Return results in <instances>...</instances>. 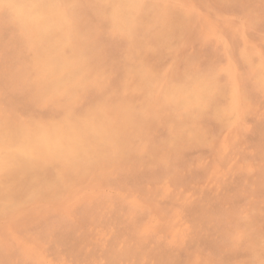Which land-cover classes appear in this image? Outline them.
Returning <instances> with one entry per match:
<instances>
[{"label": "rangeland", "instance_id": "rangeland-1", "mask_svg": "<svg viewBox=\"0 0 264 264\" xmlns=\"http://www.w3.org/2000/svg\"><path fill=\"white\" fill-rule=\"evenodd\" d=\"M62 1L64 4L61 2V0L60 1L57 0L58 3H56L60 12L62 13V15L60 16L61 18H59V24H58V26H60L62 28L61 31L59 33H56V31L50 32V33H45L41 37H38V35L36 33H34L36 31H33L32 28H34V26H32L31 23H28L27 25H25L27 23V21L23 20V18H21V16H19L18 14H15V12H16L15 9H14V11H15L14 12L13 9L10 8L9 5H7L6 3L0 2V4H1L0 5V11L3 13V14L0 13V37H1L0 38L1 39L0 40V49H1L0 50V66H1L0 67V86H1L0 91L2 90L0 92V96H1L0 99L4 101V102H2L0 100V103L3 104V105L0 104V106H1L0 111L5 110V111L0 112V126L2 128L6 127L9 130H12L13 131L12 133H14V136L21 134L22 132H27V131L32 130L31 127H33L34 126L33 124H35V123H37V125L35 124L36 127L34 126L33 129L39 128V126L45 128L44 125H46V127H50V126H53L54 124H55L54 126L58 125L57 127L67 128V127L71 126L70 124H73V126H71V127H75L76 129H78V131L82 132L83 130L89 131L91 128V125L97 126L98 123H100V124L103 123L102 125L105 128L110 125L109 127H111V128L107 127L106 129H108V130H106V129H104V127H101L102 125L97 126L98 127L97 129H99V130L101 129V131H104L102 133L105 136L104 142H103L104 144L101 143V146L97 145V146H92L94 148H88L87 149V155L85 153L82 154V157H80L78 159V161L75 163H72V164H68V163L65 164L63 162L49 163L46 168L38 169L35 172V174L34 173L33 174L25 173L23 175H18L20 177H14V182L17 185L14 184V182H11L8 178L2 177V179L0 181H2L4 184L7 182L5 185L10 184L11 189H12V194H15V195H14V200L11 201L12 203L10 202L9 205L5 206L4 208L2 207V205H0V237H1L0 238V261L2 260L0 262V264H121V263L122 264H126V263L127 264H262V262H264V257H263L264 256L263 255L264 254V231H263L264 230V76H263L264 75V64H263L264 59L262 58V57H264V16H263L264 15V2H262V1H264V0H245V2H244V0H239V1L238 0H236V1H234V0H225V1L222 0L223 2L219 1V0L218 1L217 0H187V1L186 0H184V1L183 0H178V1L177 0H170V1L165 0L164 2H163V0H87V1L86 0H84V1L83 0H81V1L80 0H78V1L77 0H62ZM55 2H56V0H55ZM246 2H247V4H246ZM65 3L67 5V7H65L66 6ZM155 3H158V4L155 5ZM168 3H170V4H168ZM175 3H177V4H175ZM224 3H227V4H224ZM2 4H4V5H2ZM182 4H184L185 7ZM238 4H241L242 6L241 5L238 6ZM249 4H250V6H249ZM109 5H120L121 7L120 8L119 7L118 8L117 7H110ZM222 5H224V6L222 7ZM227 5L230 6V9L228 7L224 8ZM68 6H70V7H68ZM146 6H147V8H146ZM162 7H163V9H162ZM217 7H219V8H217ZM1 8H2V10H1ZM70 8H72V9H70ZM142 8H144V9H142ZM9 9H10V11H9ZM11 9H12V11H11ZM136 9H138L139 11H136ZM140 9H142V10H140ZM223 9H224V11H223ZM251 9H253L252 12H251ZM73 10H74V12H73ZM79 10H80V12H79ZM88 10H89V12H88ZM101 10H103V11H101ZM132 10H134L135 12H133ZM68 11L70 13H68ZM164 11H166V12H164ZM190 11H192V12H190ZM11 12H13V13H11ZM130 12L132 14H130ZM245 12L247 14H245ZM71 13L73 16L71 15ZM110 13H111V15H110ZM158 13H160L161 15ZM162 14H163V16H162ZM169 14H172V15H169ZM182 14L186 15V16H188L190 14L188 16L189 21H187V17L184 16V19H186V20H185V22H183L184 19H183ZM260 14H262V15H260ZM118 15L121 16L120 19L118 18L119 17ZM223 16L227 17L226 18L227 23L224 22V21H226V19ZM249 16H252V17H249ZM261 16H263V17H261ZM103 17H104V19H103ZM175 17H177V19ZM193 17L195 19H192ZM246 17H249V18H246ZM254 17L257 20V22L260 21V24H258L259 22L257 23V22L253 21ZM257 17H258V19H257ZM19 18H21L22 20ZM145 18H146V20H145ZM153 18L154 19L156 18V19L154 20ZM221 18H223V19H221ZM249 19H251V20L249 21ZM259 19H261V20H259ZM172 20H173V22H170ZM166 21H167V23H166ZM177 21H179L180 23ZM221 21H222V23H220ZM239 21L242 22L243 24L239 23ZM6 22H8V23H6ZM10 22H12V23L14 22V23L12 24ZM188 22H190V23L188 24ZM15 23L17 24V26ZM23 23H24V25H23ZM102 23H105V24H102ZM184 23H185V25L183 26L182 24H184ZM18 24H19V26H18ZM151 24H153L154 26L153 25L151 26ZM171 24L174 25V27ZM20 25H21V27H20ZM164 25H165V27H164ZM188 25H189V27H188ZM12 26H14V27H12ZM138 26H139V28H138ZM177 26L179 27L180 30L176 29ZM192 26H193V29L191 28ZM113 27H115V28H113ZM148 27H150V28L148 29ZM183 27H184V29L186 28L187 32L184 29L181 30ZM226 27H229V28H226ZM243 27H245V28H243ZM131 28L132 29L134 28V30H132ZM20 29L22 30V32H24V31L25 32L22 34ZM162 29H163V31H162ZM165 29H167V31ZM189 29H190V31H188ZM226 29L228 30V32ZM231 29H233V30H231ZM236 29H238V30H236ZM27 30L31 33H29ZM123 30H125V31H123ZM130 30H132L131 33H130ZM139 30H140V32H139ZM142 30L145 33H143ZM246 30H248V31H246ZM181 31H183V32H181ZM243 31H244V33H243ZM167 32H169V33L167 34ZM140 33H142V35ZM172 33L175 35H173ZM195 33H196L197 37L195 36ZM240 33L242 36L244 35V37H242L240 35ZM246 33H247V35H246ZM25 34L27 36V39L25 38L26 37ZM139 34H140V36H139ZM186 34H188V36ZM199 34H200V36H199ZM226 34H228V35H226ZM232 34H234V35H232ZM30 35H32V36H30ZM56 35H58L59 37L62 36L61 38H65V37L67 38L65 45L60 46V48H57V47H53V48L50 47L49 48L45 44L44 39L47 37H55ZM109 35H112L114 37H112V36L110 37ZM145 35H146V37H145ZM165 35H166V37H165ZM231 35L235 36V37H232ZM23 36H25V37H23ZM35 36H36V38H35ZM130 36H132L131 37L132 39L130 38ZM30 37H32V38H30ZM187 37H189V38H187ZM192 37H193V39H192ZM224 37H226V38H224ZM24 38L27 40V42L29 44L26 42V40ZM164 38H165V40H164ZM176 38H177V40H175ZM206 38H208V39H206ZM128 39L131 40L132 42H130ZM145 39H146V41H144ZM157 39H158V41L161 39V41L157 42ZM220 39L221 40L224 39V40L221 41ZM15 40L18 42H16ZM28 40L33 42V43L31 44V42H29ZM133 40H134V42H133ZM1 41L2 42L4 41V43H2ZM123 41H124V43H123ZM171 41H173V42L175 41V42L171 43ZM176 41H177V43H176ZM230 41H233V42H230ZM24 42H25V44H24ZM38 42L41 43V45ZM187 42H190L191 44L190 43L187 44ZM215 42H217V43H215ZM15 43L18 45H15ZM127 43H128V45H126ZM178 43H179V45H178ZM226 43H228V44L230 43V44L228 45ZM232 43H235V44H232ZM247 43L249 45L248 48H247V46H248ZM251 43H253V44H251ZM254 43H256L257 45ZM98 44L99 45L101 44L102 46L101 45L99 46ZM160 44H162V45H160ZM221 44L225 45V46L223 47ZM243 44H245L246 46L244 47ZM132 45H133V47H132ZM165 45L167 46V48ZM204 45L205 46L207 45V46L204 47ZM233 45L235 46V48ZM255 45H256L257 50L260 49L259 52L257 51L258 53L253 48V47H255ZM96 46H97V48H96ZM138 46H140L139 47L140 49L137 48ZM180 46H181V48H180ZM219 46L221 49L219 48ZM65 47H66V49H65ZM122 47L123 48L126 47L127 49L126 48L123 49ZM169 47H170V49H169ZM174 47H178V48H174ZM104 48H105V50H104ZM131 48L133 50H131ZM171 48H173V49L171 50ZM206 48H208V49H206ZM244 48H246V49H244ZM120 49H121V51H120ZM145 49H146V51H145ZM247 49H249V50H247ZM7 50H8V52H7ZM28 50H30V51H28ZM35 50L37 53L35 52ZM159 50H161V51H159ZM243 50L247 51V53L242 52ZM253 50H254L255 55L253 53H251V51L253 52ZM20 51H21V53H20ZM46 51L62 53L67 58L69 56L68 59L72 62V66L69 68L68 67L67 68L60 67V70H58L59 68L54 70V68L52 67L48 71L47 68H49L50 65L45 67L44 62H43L45 57L47 56ZM104 51H105V53H104ZM114 51L116 53L117 52L118 53L116 54ZM239 51H241L240 53H242V54L244 53V55L240 54ZM34 52H35V54H34ZM113 52H114V54H113ZM131 52H132V54H131ZM157 52H158V54H157ZM197 52H198V54H197ZM223 52L224 53L226 52V54H223ZM228 52L231 56H229ZM233 52H235L236 54ZM81 53H83V54H81ZM88 53H89V55H88ZM163 53H164V55H163ZM41 54H42V56H41ZM79 54H81V55L78 56ZM35 55H37V56H35ZM86 55H88V56H86ZM108 55H110V56L108 57ZM121 55H122V57H121ZM195 55L197 57H195ZM200 55H201V57H200ZM233 55L235 56V58ZM245 55L246 56L249 55V58H247ZM95 56H96V58H95ZM132 56H134V57H132ZM180 56L181 57L183 56L184 58L182 57L183 58L182 59ZM206 56H208V57H206ZM244 56L246 57V59ZM16 57L19 59H17ZM38 57H40V58H38ZM147 57H149L150 59H148ZM160 57H162L163 59ZM194 57H195V60L193 59ZM214 57H215V59H214ZM225 57H226V59H225ZM20 58H22V59H20ZM196 58H198V59L196 60ZM30 59H32V61ZM35 59L37 62L34 61ZM74 59H75V61H73ZM116 59H118V60L116 61ZM123 59H125V61ZM251 59H252V61H251ZM22 60H23V62H22ZM41 60H43V61H41ZM217 60H218V62H216ZM259 60H260V63L263 62V63H261L263 67L261 66L260 63H258ZM102 61H103V63H102ZM127 61H128V63H127ZM210 61L211 62L213 61V62L211 63ZM20 62H22V63H20ZM154 62H156L155 63L156 65L153 64ZM189 62H190V64H189ZM191 62H193V63H191ZM225 62H227V63L225 64ZM238 62L240 65L238 64ZM2 63L5 64L4 68H3ZM124 63L126 64V66ZM206 63L208 66L206 65ZM251 63H253L254 66ZM10 64H11V66H10ZM139 64H141V65H139ZM145 64H148V65L146 66ZM162 64H164V65H162ZM39 65H40V67H39ZM73 65H74V67H73ZM132 65H133V67H132ZM30 66H32V68ZM42 66H43V69H42ZM79 66H81L82 69ZM83 66H84V68H83ZM137 66L139 69L137 68ZM158 66H160V68ZM200 66L203 69H201ZM210 66H211V69H210ZM185 67H186V69H185ZM232 67H234L233 68L234 70L232 69ZM251 67H252V69H251ZM7 68H8V70H7ZM35 68H37V69H35ZM39 68L42 70H40ZM45 68L47 69V71ZM182 68H183V70H182ZM208 68H209V70H208ZM228 68H229V70L227 71ZM9 69H10V71H9ZM11 69H12V71H11ZM65 69L67 71H65ZM72 69H73V71H72ZM88 69H89V71H87ZM200 69H201V71H199ZM206 69H207V71H206ZM50 70H51V72H50ZM76 70L78 73H81V74L76 75L75 74V73H77V72H75ZM117 70H118V73H116ZM179 70H181V71H179ZM189 70H191V71H189ZM258 70H259V72H258ZM26 71H28V72H26ZM93 71L94 72L97 71V72H95L96 74H94ZM101 71H103L102 72L103 75L101 74ZM176 71H177V73H176ZM198 71H199V73H198ZM2 72H4V73H2ZM61 72L62 73L65 72L68 76L67 75L64 76L65 73H63L64 74L63 75ZM6 73H7V75H6ZM19 73L21 74V76H19L20 75ZM47 73L50 75H47ZM179 73H181V74L179 75ZM60 74H62L64 77ZM83 74H85L86 76L88 75V76L86 77ZM123 74H125V75H123ZM170 74H172V75L170 76ZM217 74H218V76H217ZM11 75L13 78L11 77ZM69 75L71 78L69 77ZM213 75H214V77H213ZM226 75H227V77H226ZM46 76H47L48 80H47ZM54 76H61L60 80L62 82L60 83V86H59L60 88L58 86H55L53 84V82H51L53 80ZM97 76H98V79H96ZM109 76H110V78H109ZM147 76H148V78H147ZM182 76H185L186 78L184 77L185 78L184 79ZM68 77H69V79H68ZM121 77L123 79H121ZM137 77H139V78H137ZM145 77L150 82L147 79H144ZM217 77L219 78L218 80H217ZM233 77L235 78V80H237V81L240 80V81L236 82ZM9 78H10V80H9ZM24 78H26L27 80ZM65 78H67L68 80L66 79V81L64 83ZM92 78H93V80H90ZM132 78H134V79H132ZM20 79H22V80H20ZM34 79H36V82ZM44 79L46 80V82ZM87 79H89V80H87ZM102 79H104V80H102ZM114 79H116V80H114ZM143 79H144V81H143ZM230 79L232 80V83H231ZM6 80H7V82H6ZM13 80H14V82H13ZM24 80L27 83L24 82ZM43 80H44V82H43ZM95 80H97V81H95ZM208 80H210L211 82ZM222 80H223V82H222ZM227 80L228 81L230 80V81L228 82ZM242 80H244V81H242ZM20 81H22V82H20ZM69 81H71V82H69ZM93 81H94V83H93ZM110 81H111V83L109 84L110 86L109 85L106 86ZM172 81H174V83ZM256 81H257V83H256ZM8 82H9V84H8ZM112 82H114V83H112ZM202 82H203L204 86L201 84ZM207 82L208 83L210 82V83L207 84ZM240 82L241 83L244 82V83L241 84ZM33 83L35 84V86ZM40 83L42 86L39 85ZM62 83H64V84L61 85ZM69 83L72 84L71 90L69 89L70 88ZM73 83L76 86L75 90H74L75 87L73 86ZM77 83L79 84V86ZM196 83H198V84H196ZM223 83H225V84H223ZM5 84H7V85H5ZM25 84H27L29 86H27ZM51 84H53V86L55 88ZM80 84H82V86ZM84 84H86V85H84ZM99 84H100V86H99ZM102 84L104 86H102ZM151 84L153 86H151ZM172 84H173V86H172L173 88L170 86ZM96 85L99 87L97 88ZM11 86L13 87L12 89H11ZM18 86H20V87H18ZM22 86H24V87L26 86L27 88L26 87L24 88ZM135 86H137V87H135ZM156 86H159V88L156 89ZM223 86H226V87L224 88ZM14 87L17 89H15ZM56 87H57V89H56ZM103 87H104V89H103ZM119 87H121V88H119ZM133 87L136 88V90L132 89ZM181 87H182V90L180 89ZM50 88H52V89H50ZM82 88H84V89H82ZM137 88H138V91H137ZM140 88H142V89H140ZM34 89H35V91H39V93L33 91ZM44 89H46V90H44ZM98 89H99V91H98ZM167 89L170 91H168ZM23 90H26V91H23ZM62 90L65 91V95H64ZM146 90H148V92ZM48 91L50 93H48ZM53 91H55V92H53ZM119 91H121V92H119ZM202 91H204V92H202ZM216 91H218V92H216ZM20 92L22 95L19 94ZM60 92H62V93H60ZM66 92H68V93H66ZM69 92H70V94H69ZM107 92H109V93L111 92L110 96ZM231 92L234 95H232ZM54 93H57V94L55 95ZM71 93H72V95H71ZM96 93H97V96H96ZM42 94H44V95H42ZM219 94H221V95H219ZM3 95H4V97H3ZM35 95H38V97L41 95L40 96L41 98L40 97L38 98ZM102 95H104V96H102ZM191 95H192V97H191ZM202 95H205V96H202ZM217 95L220 96V99ZM6 96L8 97V99ZM44 96H46V101L43 102V100H45ZM116 96H118V98H115ZM12 97L14 100H12ZM34 97H36V98H34ZM55 97H57V99ZM109 97H111V98H109ZM204 97H206V98H204ZM4 99H6V100H4ZM25 99H28V101ZM117 99H118V101H117ZM204 99H205V102H204ZM214 99H215V101H214ZM36 100H37L38 104L35 102ZM40 100H41V103L39 102ZM129 100H131L132 102ZM185 100H187V101H185ZM211 100H212V102H211ZM234 100L236 101L237 105H236V103H234ZM55 101H56V103H55ZM57 101H58V103H57ZM61 101L63 103L62 105L60 104ZM189 101H191V103ZM237 101H239V102H237ZM47 102H48V104H46ZM100 102L102 103V105ZM155 102L157 103V105H155L156 104ZM221 102L222 103L224 102V103L222 104ZM75 103H77V104H75ZM109 103L111 104V106ZM139 103H142L143 105L139 104ZM198 103H200L201 105ZM57 104H58V106H57ZM108 104H109V107H107ZM112 104L114 106L118 107V108L115 107L116 108L115 111L113 110L116 114L118 112L117 115L113 111H111V109L114 107V106H112ZM147 104L149 105V107ZM239 104H240V107H239ZM59 105H61L62 108ZM135 105H138V106H135ZM161 105H162V107H161ZM189 105H190V107H188ZM12 106H14V107H12ZM49 106H50V109H48ZM102 106H104V107L101 108ZM193 106H196L197 109H195V107H193ZM217 106L218 107L220 106L221 109H220V107L217 108ZM16 107H18V108H16ZM119 107H120V111H119ZM127 107L129 109H127ZM165 107H166V109H165ZM177 107H178V109H177ZM250 107H251V109H250ZM12 108H14L13 110H16V111L12 112ZM41 108L42 109L44 108V110H42ZM51 108H52V110H51ZM152 108H155V109L158 108L156 110L158 115L155 113L156 112L155 109L153 110ZM100 109H101V111H100ZM102 109L103 110L105 109L106 112L105 111L102 112L103 111ZM107 109H108V112H107ZM109 109H110V112H109ZM149 109L153 110V112L150 111ZM189 109L191 111L192 110H194V111L191 112V111H189ZM217 109L219 111V114L217 113L218 112ZM95 110L97 112L100 111V113H104V115L101 114V116H99L100 115L99 112L97 113ZM129 110L130 111L133 110V113H131ZM163 110H164V112H162ZM171 110H174L175 112L176 111L177 112L176 113L174 111L171 112ZM185 110H187V112L189 111L190 113H192V116L189 115L190 114L189 112H188V114H186L187 112H185ZM226 110H228V111H226ZM241 110H244V111H241ZM200 111H204V112H200ZM211 111H214L215 113L214 112L212 113ZM123 112H124V116L122 115ZM129 112L132 115L127 116L130 114ZM146 112H147L148 116L146 115ZM3 113H4V115H2V117H1V114H3ZM5 113H6V116H5ZM13 113L15 116H11V115H13ZM64 113H65V115H64ZM89 113H91L92 115ZM96 113H97V116H96ZM109 113H111V115ZM113 113H114V115H113ZM119 113L121 114L120 116H122L121 118L118 117ZM127 113H129V114H127ZM140 113H142V114H140ZM201 113H203V114L201 115ZM231 113H233V114H231ZM149 114H151V115H149ZM159 114H160V116H159ZM162 114H164V116ZM172 114L173 115L175 114V115L173 116ZM83 115H85V116H83ZM112 115L115 116L114 118L117 117L118 120L115 121L114 118L111 119V117H113ZM138 115H140V116H138ZM152 115L155 117H153ZM176 115L179 117L177 118ZM183 115H185V116H183ZM187 115H189V116H187ZM214 115H215V117H214ZM82 116H83V118H81ZM88 116H89V119H88ZM92 116H94V117H92ZM105 116L106 117L111 116V117L106 118ZM186 116L188 117V119L186 118ZM28 117H30V118H28ZM76 117H78V120L76 119ZM142 117H144V118H142ZM158 117H159V119H158ZM170 117H171V119H170ZM222 117H223V119H222ZM93 118L94 119L96 118V119L94 120ZM104 118L109 119L110 121L106 120ZM136 118L137 119L139 118V120H137ZM140 118H141V120H140ZM160 118L161 119L163 118V119L161 120ZM184 118L187 119L188 123L190 122L189 126H188V123L186 120L183 121ZM199 118H201L202 121ZM230 118H231V120H230ZM235 118H237V119H235ZM26 119L28 120V122L31 121L32 123L30 122L31 124L30 123L28 124ZM42 119H43V121L41 122ZM56 119L58 120V122ZM91 119H93V120H91ZM143 119H145V120H143ZM191 119H193L194 121ZM66 120L67 121L73 120V122L72 121H70L71 123L64 122ZM84 120H85V123L83 122ZM97 120H98V123H96ZM134 120H135V122L136 121L137 122L134 123ZM170 120H171V122H170ZM199 120H200V123H199ZM47 121H48V124H47ZM50 121L53 123L50 124ZM92 121L95 123H93ZM158 121L160 122V124ZM166 121H167V123H166ZM178 121H179V124L181 122L180 125L178 124ZM221 121H223V122L221 123ZM44 122H45V124H42ZM78 122H80L81 125H79L80 123L78 124ZM87 122H89L91 125L90 124L87 125ZM106 122H108V124ZM139 122H142V123H139ZM143 122L145 123V125L143 124ZM183 122H185L186 124ZM60 123H62V126H60ZM65 123H67V125H66L67 127L65 126ZM113 123H115V124L117 123V124L116 125L114 124L115 126H112ZM132 123H134V124H132ZM150 123L152 126L150 125ZM223 123H224V127H226V128H223ZM4 124H5V126H4ZM63 124L65 127L63 126ZM141 124H142V126H141ZM86 125L89 126V129L86 127ZM138 125H140L141 128ZM77 126L79 128H77ZM126 126H127V128H126ZM164 126H165V128H164ZM173 126L177 130H180V132L182 131V133H183L182 137H181V133L179 131L175 130ZM9 127H11V128H9ZM29 127H30V130H28ZM83 127L85 129L82 130ZM169 127H171V128L169 129ZM172 127H173V129H172ZM130 128L133 129V131H135V134H134V132L132 133V131H130ZM135 128L137 131L138 130L139 131L137 132L135 130ZM156 128H158V129H156ZM229 128H230V130H229ZM164 129L166 132L164 131ZM188 129L189 130L192 129V131L191 130L189 131ZM105 130H106V132H105ZM118 130H119V132H118ZM159 130L160 131L163 130V133L159 132ZM200 130L202 131V133L200 132ZM129 131L131 132L130 135H129ZM172 131H173V133H172ZM203 131H206L207 133L205 132V134H204ZM114 132L115 133L118 132V133L115 134ZM194 133L197 134L195 137H194V135H195ZM149 134H150V136H149ZM178 134L180 135V137ZM198 134H200V135H198ZM110 135H112V136L110 138H108V140H107L106 136L109 137ZM140 135H142L143 138ZM185 135L190 139H188ZM201 135L204 137L200 139ZM112 137H113L114 141L112 140ZM126 137L128 140L126 139ZM145 137L148 138V141H147V138L145 139ZM150 138L153 139V142H155V143H153ZM157 138H159V139L156 140ZM185 138L188 141L184 140ZM198 138H199V140H198ZM91 139L92 138H89V141H91ZM124 139H125V141H124ZM166 139L170 140V141H168V143H166L167 142ZM110 140H112V142ZM193 140H195V142ZM204 140H205V142H201ZM119 141H121V143ZM122 141H124V142H122ZM161 141H162V143H160ZM184 141H186V143H184ZM125 142H126V144H125ZM191 142L194 144H191ZM123 143L125 144L126 148L123 146ZM135 143H136V145H135ZM102 144L104 145V147L106 149H104L102 147ZM148 144L150 145V148H149ZM127 145L130 148L127 149ZM152 145H154V146L151 148ZM166 145H167V147H166ZM120 146H121V150L123 152H124V149H126L124 153H122V151L120 150ZM180 146H182V147H180ZM118 147H119V149H118ZM155 147H156V149H155ZM174 147H175V149H174ZM96 148H98L99 151H98V149L96 150ZM108 148H109V150H108ZM110 148L112 151L110 150ZM144 148H146V150ZM171 148H173V150ZM164 149H166V150H164ZM104 151L107 153V155ZM118 151H119V153H117ZM133 151H134V153H133ZM153 151H155V153ZM140 152H142L144 154H142ZM151 152H153V153L151 154ZM156 152H158V153H156ZM102 154H103V156H102ZM123 154H127V155H123ZM173 154H176V155H173ZM118 155L122 156V157H119ZM147 155H150L149 156L150 158ZM163 155H164V157H163ZM166 155H167V157H166ZM171 155H172V157H171ZM104 156H105V158H104ZM113 156H115V158ZM135 156L137 157L136 160H135V158H136ZM152 156H153V158H152ZM99 158H100V160H99ZM111 158H112V160H111ZM125 158L128 162L124 161ZM143 158L145 160H143ZM168 158H169V160H168ZM172 158H173V160H172ZM163 159H165V160H163ZM85 160H86V162H85ZM176 160L179 162L176 163L177 162ZM98 161H99V163H98ZM141 161H142V164H141ZM154 161H155V163H154ZM170 161H172V162H170ZM174 161H176V162H174ZM96 162L98 165L94 164ZM136 162H138V163L136 164ZM143 162L144 163L147 162V164L146 163L144 164ZM167 163H170V164H167ZM172 163H174V164L176 163V165H178V166H176ZM139 164H141V165H139ZM100 165H101V167H100ZM92 166H94L93 169H92ZM113 166H115V167H113ZM127 166H129V167H127ZM134 166H137V167H134ZM81 167H83V168H81ZM107 167H109L111 170H109V168H107ZM138 167H139V169H138ZM144 167L147 169H145ZM151 167H153V168H151ZM103 168H105L106 171ZM155 168H158V169L156 170ZM162 168H163V170H162ZM164 168L165 169L167 168V169L165 170ZM95 169L99 170V172L97 171L95 173V171H96ZM116 169H117V171H116ZM167 170L168 171L170 170V171L168 172ZM104 171L106 173H108V174H106L105 177H108V175H109V177H108V178H110L109 180H107V178L104 177V175H105ZM111 171H113L114 173ZM212 171H213V173H212ZM165 172H166V174H165ZM99 173L101 176H99ZM59 174H60V176H59ZM81 176H82V178L84 177L85 179H87V178L88 179L87 180H85L84 178L82 179ZM59 177L61 179H58ZM92 177H94V179ZM101 177L102 178L104 177V178L102 179ZM179 177L181 178V180H179L180 179ZM89 178H91V179H89ZM3 179H5V180H3ZM104 179H106V181ZM177 179L179 180V182ZM64 180H67V182ZM88 180H89V182H88ZM61 181L62 182L64 181V182L62 183ZM78 181H80V182H78ZM95 181L96 182L98 181V183H96ZM20 182H22V183H20ZM48 182H49V184H48ZM172 182H174V183H172ZM176 182H178L180 184H177ZM83 183H85V185ZM87 183L90 184V186ZM76 185H78L79 187H77ZM84 186H86L87 188L86 187L84 189L81 188ZM70 187H71V190L69 189ZM81 189H83V190L81 191ZM61 191L63 192V194L61 193ZM72 192H76V193H74L75 195ZM70 193H71V195H70ZM35 194H36V196H35ZM67 194H68V196H67ZM82 194H83V197H82ZM39 195H40V197H38ZM58 195H59V197H58ZM60 195H62V196H60ZM73 195H74L75 199L72 198ZM60 197H62V198H60ZM70 198H72V199H70ZM76 198H77V200H76ZM61 199H62V201H61ZM65 199H67V201ZM47 200H49V201H47ZM18 201H21V202H18ZM28 202H30L31 204H29ZM44 202H45V204H44ZM57 202H59V204ZM22 203H24V204H22ZM65 203H67V204H65ZM72 203H74V204H72ZM19 204H20V207H19ZM53 205L55 208L53 207ZM59 206H61L62 208L61 207L59 208ZM31 207H33V208L31 209ZM37 207H39V208H37ZM49 209H51L52 211ZM13 211H14V213H13ZM165 213H166V215H165ZM30 214L33 216H31ZM41 214L43 216H41ZM7 216H8V218H7ZM22 216H25V217H22ZM91 216H93V217H91ZM36 217H38V218H36ZM90 217L93 219H91ZM14 219H15V221H14ZM77 219H79V221ZM20 221H21V223H20ZM164 222L165 223L167 222V223L165 224ZM83 223H84V225H83ZM11 224L13 225V228H12ZM16 224H18V226ZM19 224H21V225H19ZM77 224H78V227H76ZM262 227H263V229H262ZM94 228H95V230H93ZM89 229L91 230V232ZM246 229H248V230H246ZM92 230H93V232H92ZM260 230H262V231H260ZM2 234H3V236H2ZM83 234H85V235H83ZM49 235H50V237H49ZM115 235L117 237L116 238L117 240L115 239ZM123 235H124V238H123ZM120 237H121V239H120ZM126 237H127V239H126ZM209 238L211 239L210 241H212V242L207 241V240H209ZM4 240H5V242H4ZM101 240L102 241L104 240V241L102 242ZM122 240H124V241L122 242ZM85 241H87V242H85ZM108 241H110L109 245H108ZM129 241H130V243H129ZM88 242H89V245H88ZM116 242L118 243L117 247H115ZM133 242H134V244L136 243L137 245H140V246H137L136 244L134 245ZM121 243H123V244H121ZM126 243L128 244V246H126L127 245ZM131 243L135 249L131 246ZM141 243H142V246H141ZM25 244L28 246H26ZM104 244H106V245L104 246ZM112 245H114L113 246L114 251L116 250L117 252H114L113 249L110 250ZM119 245H121V246H119ZM148 246H149V248H148ZM8 247H9V249H8ZM119 247H121V248H119ZM140 247L142 250L140 249ZM99 248H100V250H99ZM136 248H138V249H136ZM120 249H121V251H119ZM129 249H132V251H130ZM151 249H155V250H151ZM87 250H88V252H87ZM97 250L99 251V253ZM85 251L89 256L85 253ZM102 251H105L106 253L104 252V255H103ZM143 251H144L145 255H144ZM160 251L162 253V254L160 253V255H162L163 257H161L159 255ZM89 252H91L92 254L91 253L89 254ZM111 252H113V253H111ZM120 253H121V255H120ZM124 254H125V257H124ZM257 255H260V256H257ZM141 256H144V257H141ZM210 258H212V259H210ZM165 259H167V260H165Z\"/></svg>", "mask_w": 264, "mask_h": 264}, {"label": "bare ground", "instance_id": "bare-ground-1", "mask_svg": "<svg viewBox=\"0 0 264 264\" xmlns=\"http://www.w3.org/2000/svg\"><path fill=\"white\" fill-rule=\"evenodd\" d=\"M60 1V0H59ZM78 1V0H77ZM81 1V0H80ZM84 1V0H83ZM82 1V2H83ZM87 1V0H86ZM165 0H163V2H164ZM167 1V0H166ZM170 1V0H169ZM178 1V0H177ZM176 1V2H177ZM184 1V0H183ZM187 1V0H186ZM218 1V0H217ZM219 1H222V0H219ZM225 1V0H224ZM234 1H236V0H234ZM233 1V2H234ZM239 1V0H238ZM237 1V2H238ZM0 2L1 3H6L7 5H9L10 6V8H12L13 9V11H14V9H15V14H18L19 16H21V18H23V20H25V21H27V23L25 24V25H27L28 23H31L32 24V26H34V28H32L31 26V28L33 29V31H36V32H34V33H36L37 35H38V37H41V36H43L45 33H50V32H54V31H56V33H59L60 31H61V27L60 26H58V24H59V18H61L60 16L62 15V13L60 12V10H59V8H58V6L56 5V3H58L57 2V0H56V2H55V0H0ZM61 2L63 3V1L61 0ZM223 2V1H222ZM227 2V1H226ZM236 2V3H237ZM244 2H245V0H244ZM254 2V1H253ZM262 2H264V1H262ZM80 3V2H79ZM92 3V2H91ZM179 3V2H178ZM184 3V2H183ZM218 3V2H217ZM243 3V2H242ZM241 3V4H242ZM255 3V2H254ZM253 3V4H254ZM261 3V2H260ZM64 4V3H63ZM69 4V3H68ZM120 4V3H119ZM156 4H158V3H155V5ZM163 4V3H162ZM168 4H170V3H168ZM175 4H177V3H175ZM211 4V3H210ZM222 4V3H221ZM224 4H227V3H224ZM241 4H238V6L239 5H241ZM246 4H247V2H246ZM256 4V3H255ZM1 5V4H0ZM2 5H4V4H2ZM65 5H66V3H65ZM77 5V4H76ZM91 5V4H90ZM183 6H184V4H182ZM229 5V4H228ZM226 6V7H224V8H229L230 9V6ZM243 5V4H242ZM241 5V6H242ZM258 5V4H257ZM256 5V6H257ZM260 5V4H259ZM110 6V5H109ZM179 6V5H178ZM191 6V5H190ZM189 6V7H190ZM224 5H222V7H223ZM249 6H250V4H249ZM253 6V5H252ZM255 6V7H256ZM8 7V6H7ZM65 7H67V5L65 6ZM68 7H70V6H68ZM91 7V6H90ZM140 7V6H139ZM185 7V6H184ZM195 7V6H194ZM205 7V6H204ZM254 7V6H253ZM262 7V6H261ZM5 8V7H4ZM63 8V7H62ZM73 8V7H72ZM72 8H70V9H72ZM81 8V7H80ZM120 8V7H119ZM132 8V7H131ZM146 8H147V6H146ZM152 8V7H151ZM217 8H219V7H217ZM258 8V7H257ZM7 9V8H6ZM12 9H11V11H12ZM68 9V8H67ZM82 9V8H81ZM85 9V8H84ZM110 9V8H109ZM142 9H144V8H142ZM142 9H140V10H142ZM159 9V8H158ZM161 9V8H160ZM162 9H163V7H162ZM183 9V8H182ZM199 9V8H198ZM260 9V8H259ZM262 9V8H261ZM1 10H2V8H1ZM77 10V9H76ZM106 10V9H105ZM146 10V9H145ZM247 10V9H246ZM9 11H10V9H9ZM65 11V10H64ZM63 11V12H64ZM71 11V10H70ZM101 11H103V10H101ZM133 12H135L134 10H132ZM136 11H139L138 9H136ZM144 11V10H143ZM148 11V10H147ZM151 11V10H150ZM175 11V10H174ZM177 11V10H176ZM223 11H224V9H223ZM222 11V12H223ZM253 11V9H251V12ZM73 12H74V10H73ZM79 12H80V10H79ZM88 12H89V10H88ZM87 12V13H88ZM105 12V11H104ZM142 12V11H141ZM152 12V11H151ZM164 12H166V11H164ZM190 12H192V11H190ZM194 12V11H193ZM221 12V11H220ZM0 13H2L1 11H0ZM10 13V12H9ZM11 13H13V12H11ZM65 13V12H64ZM68 13H70L69 11H68ZM106 13V12H105ZM116 13V12H115ZM137 13V12H136ZM175 13V12H174ZM182 13V12H181ZM224 13V12H223ZM227 13V12H226ZM225 13V14H226ZM230 13V12H229ZM244 13V12H243ZM3 14V13H2ZM66 14V13H65ZM80 14V13H79ZM130 14H132L131 12H130ZM158 14H160V13H158ZM168 14V13H167ZM177 14V13H176ZM175 14V15H176ZM222 14V13H221ZM245 14H247L246 12H245ZM71 15H72V13H71ZM87 15V14H86ZM110 15H111V13H110ZM161 15V14H160ZM169 15H172V14H169ZM183 15V14H182ZM188 15V14H187ZM190 15V14H189ZM188 15V16H189ZM260 15H262V14H260ZM3 16V15H2ZM10 16V15H9ZM13 16V15H12ZM16 16V15H15ZM68 16V15H67ZM73 16V15H72ZM117 16V15H116ZM119 16V15H118ZM162 16H163V14H162ZM184 16L185 17H187V21H189L188 19V16H186V15H183V19H184ZM195 16V15H194ZM228 16V15H227ZM254 16V15H253ZM264 16V15H263ZM263 16H261V17H263ZM5 17V16H4ZM70 17V16H69ZM110 17V16H109ZM120 17L121 16H119L118 18L120 19ZM129 17V16H128ZM154 17V16H153ZM192 17V16H191ZM223 17H225V16H223ZM231 17V16H230ZM249 17H252V16H249ZM249 17H246V18H249ZM259 17V16H258ZM258 17H257V19H258ZM21 18H19V19H21ZM138 18V17H137ZM142 18V17H141ZM162 18V17H161ZM160 18V19H161ZM172 18V17H171ZM176 19H177V17H175ZM227 17H225V19H226ZM18 19V18H17ZM63 19V18H62ZM103 19H104V17H103ZM154 19V18H153ZM156 19V18H155ZM154 19V20H155ZM174 19V18H173ZM179 19V18H178ZM192 19H195L194 17L192 18ZM221 19H223V18H221ZM230 19V18H229ZM255 17L253 18V21L254 22H257V20L255 19ZM16 20V19H15ZM22 20V19H21ZM98 20V19H97ZM101 20V19H100ZM123 20V19H122ZM129 20V19H128ZM145 20H146V18H145ZM151 20V19H150ZM185 20L186 19H184V21L183 22H185ZM235 20V19H234ZM240 20V19H239ZM251 19H249V21H250ZM259 20H261V19H259ZM6 21V20H5ZM14 21V20H13ZM125 21V20H124ZM141 21V20H140ZM182 21V20H181ZM201 21V20H200ZM3 22V21H2ZM19 22V21H18ZM103 22V21H102ZM107 22V21H106ZM123 22V21H122ZM143 22V21H142ZM170 22H173V20L172 21H170ZM175 22V21H174ZM177 22H179V21H177ZM224 22H226L227 23V19H226V21H224ZM223 22V23H224ZM237 22V21H236ZM252 22V21H251ZM253 22V23H254ZM259 22V23H258ZM257 23L258 24H260V21H258ZM6 23H8V22H6ZM10 23H12V22H10ZM14 23V22H13ZM12 23V24H13ZM20 23V22H19ZM99 23V22H98ZM114 23V22H113ZM144 23V22H143ZM151 23V22H150ZM166 23H167V21H166ZM165 23V24H166ZM180 23V22H179ZM190 22H188V24H189ZM195 23V22H194ZM220 23H222V21L220 22ZM229 23V22H228ZM239 23H241V24H243L242 22H240L239 21ZM245 23V22H244ZM250 23V22H249ZM16 24V23H15ZM102 24H105V23H102ZM124 24V23H123ZM141 24V23H140ZM161 24V23H160ZM235 24V23H234ZM251 24V23H250ZM249 24V25H250ZM255 24V23H254ZM23 25H24V23H23ZM100 25V24H99ZM98 25V26H99ZM153 24H151V26H152ZM172 25V24H171ZM181 25V24H180ZM183 26L185 25V23L184 24H182ZM187 25V24H186ZM223 25V24H222ZM231 25V24H230ZM245 25V24H244ZM243 25V26H244ZM247 25V24H246ZM257 25V24H256ZM10 26V25H9ZM15 26V25H14ZM14 26H12V27H14ZM16 26H17V24H16ZM18 26H19V24H18ZM97 26V27H98ZM105 26V25H104ZM133 26V25H132ZM147 26V25H146ZM150 26V27H151ZM154 26V25H153ZM157 26V25H156ZM173 27H174V25H172ZM194 26V25H193ZM193 26L191 27L192 29H193ZM224 26V25H223ZM248 26V25H247ZM11 27V26H10ZM20 27H21V25H20ZM19 27V28H20ZM25 27V26H24ZM100 27V26H99ZM150 27H148V29L150 28ZM158 27V26H157ZM164 27H165V25H164ZM178 27V26H177ZM176 27V29H179V27L177 28ZM188 27H189V25H188ZM246 27V26H245ZM245 27H243V28H245ZM26 28V27H25ZM113 28H115V27H113ZM119 28V27H118ZM117 28V29H118ZM124 28V27H123ZM129 28V27H128ZM127 28V29H128ZM138 28H139V26H138ZM146 28V27H145ZM181 28V27H180ZM190 28V29H191ZM206 28V27H205ZM226 28H229V27H226ZM30 29V28H29ZM104 29V28H103ZM132 29V28H131ZM175 29V28H174ZM184 29V27L181 29V30H183ZM190 29L188 30V31H190ZM221 29V28H220ZM247 29V28H246ZM14 30V29H13ZM16 30V29H15ZM26 30V29H25ZM119 30V29H118ZM132 30H134V28L132 29ZM132 30H130V33H131V31ZM137 30V29H136ZM147 30V29H146ZM166 31H167V29H165ZM180 30V29H179ZM184 30H186V28L184 29ZM227 30V29H226ZM231 30H233V29H231ZM235 30V29H234ZM236 30H238V29H236ZM18 31V30H17ZM20 31L22 32V30L20 29ZM28 31V30H27ZM31 31V30H30ZM32 31V32H33ZM107 31V30H106ZM123 31H125V30H123ZM129 31V30H128ZM148 31V30H147ZM152 31V30H151ZM160 31V30H159ZM162 31H163V29H162ZM178 31V30H177ZM242 31V30H241ZM246 31H248V30H246ZM14 32V31H13ZM19 32V31H18ZM25 32V31H24ZM24 32H22V34L24 33ZM29 32V31H28ZM111 32V31H110ZM136 32V31H135ZM139 32H140V30H139ZM142 32H143V30H142ZM158 32V31H157ZM156 32V33H157ZM180 32V31H179ZM181 32H183V31H181ZM186 32H187V30H186ZM196 32V31H195ZM222 32V31H221ZM224 32V31H223ZM227 32H228V30H227ZM29 33H31V32H29ZM104 33V32H103ZM106 33V32H105ZM134 33V32H133ZM137 33V32H136ZM143 33H145V32H143ZM153 33V32H152ZM164 33V32H163ZM169 32H167V34H168ZM171 33V32H170ZM176 33V32H175ZM193 33V32H192ZM242 33V32H241ZM241 33H240V35H241ZM243 33H244V31H243ZM13 34V33H12ZM101 34V33H100ZM108 34V33H107ZM110 34V33H109ZM141 35H142V33H140ZM140 34H139V36H140ZM173 34V33H172ZM190 34V33H189ZM59 35V34H58ZM58 35H56L55 37H47V38H45L44 39V41H45V44L50 48V47H57V48H60V46H63V45H65V42H66V37L65 38H61V37H59ZM118 35V34H117ZM131 35V34H130ZM136 35V34H135ZM144 35V34H143ZM164 35V34H163ZM173 35H175V34H173ZM182 35V34H181ZM187 36H188V34H186ZM191 35V34H190ZM226 35H228V34H226ZM232 35H234V34H232ZM231 35V36H232ZM236 35V34H235ZM246 35H247V33H246ZM245 35V36H246ZM18 36V35H17ZM25 36H26V34H25ZM25 36H23V37H25ZM30 36H32V35H30ZM107 36V35H106ZM110 37L112 36V35H109ZM129 36V35H128ZM150 36V35H149ZM161 36V35H160ZM192 36V35H191ZM195 36H196V33H195ZM199 36H200V34H199ZM207 36V35H206ZM230 36V35H229ZM239 36V35H238ZM242 36V35H241ZM14 37V36H13ZM98 37V36H97ZM112 37H114V36H112ZM122 37V36H121ZM124 37V36H123ZM132 36H130V38H131ZM135 37V36H134ZM133 37V38H134ZM145 37H146V35H145ZM163 37V36H162ZM161 37V38H162ZM165 37H166V35H165ZM170 37V36H169ZM177 37V36H176ZM184 37V36H183ZM197 37V36H196ZM195 37V38H196ZM204 37V36H203ZM232 37H235V36H232ZM242 37H244V35L242 36ZM241 37V38H242ZM1 38V37H0ZM16 38V37H15ZM18 38V37H17ZM26 39H27V36L25 37ZM24 38V39H25ZM30 38H32V37H30ZM29 38V39H30ZM34 38V37H33ZM35 38H36V36H35ZM100 38V37H99ZM126 38V37H125ZM129 38V39H130ZM186 38V37H185ZM187 38H189V37H187ZM210 38V37H209ZM215 38V37H214ZM224 38H226V37H224ZM230 38V37H229ZM238 38V37H237ZM251 38V37H250ZM22 39V38H21ZM25 39V40H26ZM128 39V40H129ZM132 39V38H131ZM139 39V38H138ZM148 39V38H147ZM171 39V38H170ZM192 39H193V37H192ZM206 39H208V38H206ZM236 39V38H235ZM245 39V38H244ZM1 40V39H0ZM31 40V39H30ZM137 40V39H136ZM135 40V41H136ZM141 40V39H140ZM164 40H165V38H164ZM163 40V41H164ZM174 40V39H173ZM175 40H177V38L175 39ZM195 40V39H194ZM198 40V39H197ZM221 40V39H220ZM222 40H224V39H222ZM221 40V41H222ZM240 40V39H239ZM251 40V39H250ZM16 41V40H15ZM29 41V40H28ZM130 42H132L131 40H129ZM144 41H146V39L144 40ZM159 41H161V39L159 40ZM158 41V39H157V42H159ZM220 41V42H221ZM2 42V41H1ZM16 42H18V41H16ZM26 42H27V40H26ZM29 42H31V41H29ZM43 42V41H42ZM72 42V41H71ZM97 42V41H96ZM133 42H134V40H133ZM173 41H171V43H172ZM175 42V41H174ZM173 42V43H174ZM180 42V41H179ZM196 42V41H195ZM198 42V41H197ZM224 42V41H223ZM230 42H233V41H230ZM2 43H4V41L2 42ZM14 43V42H13ZM28 43V42H27ZM33 42H31V44H32ZM39 43V42H38ZM123 43H124V41H123ZM149 43V42H148ZM170 43V44H171ZM176 43H177V41H176ZM183 43V42H182ZM188 43H190V42H187V44ZM215 43H217V42H215ZM219 43V42H218ZM245 43V42H244ZM22 44V43H21ZM20 44V45H21ZM24 44H25V42H24ZM23 44V45H24ZM29 44V43H28ZM40 45H41V43H39ZM121 44V43H120ZM141 44V43H140ZM153 44V43H152ZM157 44V43H156ZM169 44V43H168ZM191 44V43H190ZM193 44V43H192ZM226 44H228V43H226ZM230 44V43H229ZM228 44V45H229ZM232 44H235V43H232ZM251 44H253V43H251ZM254 44H256V43H254ZM2 45V44H1ZM4 45V44H3ZM7 45V44H6ZM12 45V44H11ZM15 45H18V44H16L15 43ZM39 45V46H40ZM99 45V44H98ZM101 45V44H100ZM99 45V46H100ZM122 45V44H121ZM125 45V44H124ZM126 45H128V43L126 44ZM135 45V44H134ZM137 45V44H136ZM160 45H162V44H160ZM172 45V44H171ZM178 45H179V43H178ZM194 45V44H193ZM197 45V44H196ZM195 45V46H196ZM216 45V44H215ZM222 45V44H221ZM244 45V47L246 46L245 44H243ZM247 45H248V43H247ZM257 45V44H256ZM256 45H255V47H253L255 50H256V52L258 51H260V49H256ZM28 46V45H27ZM31 46V45H30ZM29 46V47H30ZM102 46V45H101ZM130 46V45H129ZM141 46V45H140ZM140 46H138L137 48H139ZM146 46V45H145ZM153 46V45H152ZM166 46V45H165ZM173 46V45H172ZM175 46V45H174ZM177 46V45H176ZM207 46V45H206ZM205 45H204V47H206ZM223 47L225 46V45H222ZM234 46V45H233ZM3 47V46H2ZM1 47V48H2ZM14 47V46H13ZM17 47V46H16ZM20 47V46H19ZM46 47V46H45ZM47 47V48H48ZM132 47H133V45H132ZM194 47V46H193ZM197 47V46H196ZM229 47V46H228ZM249 47V45L247 46V48ZM15 48V47H14ZM96 48H97V46H96ZM123 48V47H122ZM126 48V47H125ZM125 48H123V49H125ZM163 48V47H162ZM165 48V47H164ZM166 48H167V46H166ZM174 48H178V47H174ZM180 48H181V46H180ZM211 48V47H210ZM219 48H220V46H219ZM230 48V47H229ZM228 48V49H229ZM232 48V47H231ZM234 48H235V46H234ZM237 48V47H236ZM5 49V48H4ZM28 49V48H27ZM44 49V48H43ZM55 49V48H54ZM65 49H66V47H65ZM91 49V48H90ZM127 49V48H126ZM130 49V48H129ZM140 49V48H139ZM169 49H170V47H169ZM173 48H171V50H172ZM206 49H208V48H206ZM221 49V48H220ZM227 49V50H228ZM244 49H246V48H244ZM1 50V49H0ZM20 50V49H19ZM31 50V49H30ZM30 50H28V51H30ZM86 50V49H85ZM104 50H105V48H104ZM131 50H133L132 48H131ZM154 50V49H153ZM157 50V49H156ZM195 50V49H194ZM216 50V49H215ZM234 50V49H233ZM242 50V49H241ZM247 50H249V49H247ZM251 50V49H250ZM24 51V50H23ZM44 51V50H43ZM66 51V50H65ZM84 51V50H83ZM120 51H121V49H120ZM145 51H146V49H145ZM152 51V50H151ZM155 51V50H154ZM159 51H161V50H159ZM178 51V50H177ZM192 51V50H191ZM198 51V50H197ZM204 51V50H203ZM3 52V51H2ZM7 52H8V50H7ZM35 52H36V50H35ZM35 52H34V54H35ZM45 52V51H44ZM43 52V53H44ZM47 52V56L45 57V59H44V61L43 60H41V61H43L44 62V65H45V67H47V66H49V68H47L48 69V71H49V69L50 68H54V70L55 69H58V70H60V67H64V68H69V67H71L72 66V62L68 59L69 58V56H68V58L66 57V56H64L62 53H57V52H52V51H46ZM115 52V51H114ZM114 52H113V54H114ZM126 52V51H125ZM137 52V51H136ZM166 52V51H165ZM185 52V51H184ZM214 52V51H213ZM241 51H239V53H240ZM242 52H246L247 53V51H242ZM257 52V53H258ZM4 53V52H3ZM20 53H21V51H20ZM28 53V52H27ZM30 53V52H29ZM37 53V52H36ZM78 53V52H77ZM104 53H105V51H104ZM116 53V52H115ZM118 53V52H117ZM116 53V54H117ZM130 53V52H129ZM144 53V52H143ZM148 53V52H147ZM150 53V52H149ZM171 53V52H170ZM191 53V52H190ZM233 53H235V52H233ZM232 53V54H233ZM238 53V54H239ZM251 53H253L254 55H255V53H254V50H253V52L251 51ZM250 53V54H251ZM18 54V53H17ZM25 54V53H24ZM33 54V55H34ZM73 54V53H72ZM76 54V53H75ZM81 54H83V53H81ZM81 54H79L78 56H80ZM131 54H132V52H131ZM157 54H158V52H157ZM169 54V53H168ZM172 54V53H171ZM170 54V55H171ZM194 54V53H193ZM197 54H198V52H197ZM202 54V53H201ZM215 54V53H214ZM223 54H226V52L224 53L223 52ZM228 54H229V52H228ZM227 54V55H228ZM236 54V53H235ZM237 54V55H238ZM240 54H242V53H240ZM66 55V54H65ZM71 55V54H70ZM74 55V54H73ZM77 55V54H76ZM75 55V56H76ZM88 55H89V53H88ZM88 55H86V56H88ZM102 55V54H101ZM119 55V54H118ZM134 55V54H133ZM143 55V54H142ZM141 55V56H142ZM163 55H164V53H163ZM166 55V54H165ZM210 55V54H209ZM208 55V56H209ZM242 55H244V53L242 54ZM261 55V54H260ZM263 55V54H262ZM4 56V55H3ZM25 56V55H24ZM35 56H37V55H35ZM34 56V57H35ZM41 56H42V54H41ZM74 56V57H75ZM85 56V57H86ZM110 55H108V57H109ZM124 56V55H123ZM158 56V55H157ZM208 56H206V57H208ZM213 56V55H212ZM224 56V55H223ZM229 56H231L230 54H229ZM234 56V55H233ZM240 56V55H239ZM246 56V55H245ZM244 56V57H245ZM20 57V56H19ZM33 57V58H34ZM72 57V56H71ZM70 57V58H71ZM121 57H122V55H121ZM132 57H134V56H132ZM131 57V58H132ZM137 57V56H136ZM140 57V56H139ZM163 57V56H162ZM162 57H160V58H162ZM178 57V56H177ZM181 57V56H180ZM183 57V56H182ZM181 57V58H182ZM195 57H197L196 55H195ZM195 57L193 58L194 60H195ZM200 57H201V55H200ZM228 57V56H227ZM243 57V56H242ZM247 58H249V55L248 56H246ZM246 57H245V59H246ZM253 57V56H252ZM17 58V57H16ZM26 58V57H25ZM24 58V59H25ZM29 58V57H28ZM38 58H40V57H38ZM73 58V57H72ZM89 58V57H88ZM95 58H96V56H95ZM115 58V57H114ZM120 58V57H119ZM148 59H150L149 57H147ZM184 58V57H183ZM182 58V59H183ZM187 58V57H186ZM199 58V57H198ZM198 58H196V60L198 59ZM234 58H235V56H234ZM254 58V57H253ZM263 59H264V57H262ZM17 59H19V58H17ZM20 59H22V58H20ZM68 59V60H67ZM109 59V58H108ZM107 59V60H108ZM143 59V58H142ZM163 59V58H162ZM161 59V60H162ZM176 59V58H175ZM214 59H215V57H214ZM225 59H226V57H225ZM228 59V58H227ZM230 59V58H229ZM242 59V58H241ZM27 60V59H26ZM31 61H32V59H30ZM72 60V59H71ZM77 60V59H76ZM115 60V59H114ZM118 59H116V61H117ZM121 60V59H120ZM124 61H125V59H123ZM145 60V59H144ZM159 60V59H158ZM157 60V61H158ZM187 60V59H186ZM192 60V59H191ZM210 60V59H209ZM222 60V59H221ZM255 60V59H254ZM9 61V60H8ZM34 61H36V59L34 60ZM73 61H75V59L73 60ZM112 61V60H111ZM163 61V60H162ZM201 61V60H200ZM204 61V60H203ZM208 61V60H207ZM249 61V60H248ZM251 61H252V59H251ZM11 62V61H10ZM17 62V61H16ZM22 62H23V60H22ZM22 62H20V63H22ZM27 62V61H26ZM37 62V61H36ZM80 62V61H79ZM82 62V61H81ZM106 62V61H105ZM123 62V61H122ZM137 62V61H136ZM145 62V61H144ZM171 62V61H170ZM211 62V61H210ZM213 62V61H212ZM211 62V63H212ZM216 62H218V60L216 61ZM223 62V61H222ZM4 63V62H3ZM2 63V64H3ZM19 63V64H20ZM102 63H103V61H102ZM127 63H128V61H127ZM147 63V62H146ZM152 63V62H151ZM156 62H154L153 64H155ZM191 63H193V62H191ZM199 63V62H198ZM227 62H225V64H226ZM242 63V62H241ZM249 63V62H248ZM257 63V62H256ZM258 63H260V60H259V62ZM261 63H263V62H261ZM260 63V64H261ZM28 64V63H27ZM33 64V63H32ZM116 64V63H115ZM122 64V63H121ZM125 64V63H124ZM123 64V65H124ZM142 64V63H141ZM141 64H139V65H141ZM152 64V65H153ZM171 64V63H170ZM174 64V63H173ZM181 64V63H180ZM186 64V63H185ZM189 64H190V62H189ZM238 64H239V62H238ZM247 64V63H246ZM252 65H253V63H251ZM264 64V63H263ZM4 65L5 64H3V68H4ZM25 65V64H24ZM78 65V64H77ZM131 65V64H130ZM138 65V66H139ZM146 66L148 65V64H145ZM150 65V64H149ZM156 65V64H155ZM162 65H164V64H162ZM161 65V66H162ZM193 65V64H192ZM205 65V64H204ZM206 65H207V63H206ZM240 65V64H239ZM9 66V65H8ZM10 66H11V64H10ZM23 66V65H22ZM115 66V65H114ZM125 66H126V64H125ZM128 66V65H127ZM138 66H137V68H138ZM195 66V65H194ZM208 66V65H207ZM212 66V65H211ZM211 66H210V69H211ZM218 66V65H217ZM216 66V67H217ZM234 66V65H233ZM251 66V65H250ZM254 66V65H253ZM261 66H262V64H261ZM1 67V66H0ZM15 67V66H14ZM20 67V66H19ZM25 67V66H24ZM23 67V68H24ZM31 68H32V66H30ZM34 67V66H33ZM36 67V66H35ZM39 67H40V65H39ZM73 67H74V65H73ZM77 67V66H76ZM80 68H81V66H79ZM132 67H133V65H132ZM136 67V66H135ZM145 67V66H144ZM159 68H160V66H158ZM165 67V66H164ZM182 67V66H181ZM201 67V66H200ZM214 67V66H213ZM263 67V66H262ZM12 68V67H11ZM83 68H84V66H83ZM118 68V67H117ZM141 68V67H140ZM155 68V67H154ZM170 68V67H169ZM234 67H232V69H233ZM236 68V67H235ZM241 68V67H240ZM2 69V68H1ZM15 69V68H14ZM18 69V68H17ZM20 69V68H19ZM35 69H37V68H35ZM40 69V68H39ZM42 69H43V66H42ZM42 69H40V70H42ZM46 69V68H45ZM44 69V70H45ZM47 69H46V71H47ZM76 69V68H75ZM74 69V70H75ZM82 69V68H81ZM90 69V68H89ZM89 69L87 70V71H89ZM100 69V68H99ZM121 69V68H120ZM123 69V68H122ZM128 69V68H127ZM139 69V68H138ZM172 69V68H171ZM177 69V68H176ZM179 69V68H178ZM185 69H186V67H185ZM201 69H203L202 67H201ZM201 69L199 70V71H201ZM226 69V68H225ZM237 69V68H236ZM251 69H252V67H251ZM7 70H8V68H7ZM23 70V69H22ZM43 70V71H44ZM150 70V69H149ZM148 70V71H149ZM182 70H183V68H182ZM193 70V69H192ZM208 70H209V68H208ZM216 70V69H215ZM229 70V68L227 69V71ZM231 70V69H230ZM234 70V69H233ZM9 71H10V69H9ZM11 71H12V69H11ZM15 71V70H14ZM20 71V70H19ZM24 71V70H23ZM34 71V70H33ZM65 71H67L66 69H65ZM72 71H73V69H72ZM99 71V70H98ZM106 71V70H105ZM120 71V70H119ZM127 71V70H126ZM131 71V70H130ZM140 71V70H139ZM172 71V70H171ZM170 71V72H171ZM179 71H181V70H179ZM187 71V70H186ZM189 71H191V70H189ZM199 71H198V73H199ZM206 71H207V69H206ZM232 71V70H231ZM236 71V70H235ZM255 71V70H254ZM26 72H28V71H26ZM25 72V73H26ZM36 72V71H35ZM50 72H51V70H50ZM49 72V73H50ZM75 72H77V70L75 71ZM82 72V71H81ZM95 72H97V71H95ZM94 71H93V73L94 74H96ZM102 72L103 71H101V74H102ZM115 72V71H114ZM124 72V71H123ZM168 72V71H167ZM204 72V71H203ZM237 72V71H236ZM235 72V73H236ZM258 72H259V70H258ZM262 72V71H261ZM2 73H4V72H2ZM17 73V72H16ZM15 73V74H16ZM32 73V72H31ZM62 73V72H61ZM63 73H65V72H63ZM62 73V74H63ZM68 73V72H67ZM74 73V72H73ZM72 73V74H73ZM116 73H118V70H117V72ZM176 73H177V71H176ZM183 73V72H182ZM220 73V72H219ZM230 73V72H229ZM239 73V72H238ZM242 73V72H241ZM240 73V74H241ZM256 73V72H255ZM254 73V74H255ZM11 74V73H10ZM18 74V73H17ZM20 74V73H19ZM55 74V73H54ZM62 74H60V75H62ZM69 74V73H68ZM76 75L77 74H81V73H75ZM127 74V73H126ZM181 73H179V75H180ZM190 74V73H189ZM196 74V73H195ZM6 75H7V73H6ZM26 75V74H25ZM32 75V74H31ZM47 75H50V74H48L47 73ZM64 75V74H63ZM62 75V76H63ZM67 74L65 73V75L64 76H66ZM83 75H85V74H83ZM103 75V74H102ZM116 75V74H115ZM118 75V74H117ZM123 75H125V74H123ZM122 75V76H123ZM142 75V74H141ZM149 75V74H148ZM167 75V74H166ZM172 74H170V76H171ZM208 75V74H207ZM212 75V74H211ZM223 75V74H222ZM238 75V74H237ZM19 76H21V74L19 75ZM27 76V75H26ZM37 76V75H36ZM63 76V77H64ZM68 76V75H67ZM86 76V75H85ZM88 76V75H87ZM86 76V77H87ZM101 76V75H100ZM112 76V75H111ZM136 76V75H135ZM143 76V75H142ZM141 76V77H142ZM191 76V75H190ZM217 76H218V74H217ZM220 76V75H219ZM255 76V75H254ZM253 76V77H254ZM264 76V75H263ZM6 77V76H5ZM11 77H12V75H11ZM10 77V78H11ZM15 77V76H14ZM33 77V76H32ZM69 77H70V75H69ZM69 77H68V79H69ZM76 77V76H75ZM90 77V76H89ZM88 77V78H89ZM92 77V76H91ZM114 77V76H113ZM130 77V76H129ZM133 77V76H132ZM151 77V76H150ZM155 77V76H154ZM153 77V78H154ZM183 78L185 77V76H182ZM213 77H214V75H213ZM226 77H227V75H226ZM238 77V76H237ZM236 77V78H237ZM259 77V76H258ZM7 78V77H6ZM10 78H9V80H10ZM13 78V77H12ZM19 78V77H18ZM28 78V77H27ZM41 78V77H40ZM39 78V79H40ZM44 78V77H43ZM46 78H47V76H46ZM60 78H61V76H54L53 77V80L51 81V82H53V84L55 85V86H60V83L62 82L61 80H60ZM71 78V77H70ZM83 78V77H82ZM81 78V79H82ZM85 78V77H84ZM109 78H110V76H109ZM137 78H139V77H137ZM136 78V79H137ZM147 78H148V76H147ZM146 77L144 78V79H147ZM171 78V77H170ZM169 78V79H170ZM179 78V77H178ZM186 78V77H185ZM184 78V79H185ZM234 78V77H233ZM260 78V77H259ZM5 79V78H4ZM24 79H26V78H24ZM31 79V78H30ZM42 79V78H41ZM66 79L67 78H65L64 79V83H65V81H66ZM67 79V80H68ZM75 79V78H74ZM95 79V78H94ZM96 79H98V76L96 77ZM113 79V78H112ZM117 79V78H116ZM116 79H114V80H116ZM121 79H123L122 77H121ZM132 79H134V78H132ZM144 79H143V81H144ZM219 78L217 77V80H218ZM244 79V78H243ZM262 79V78H261ZM260 79V80H261ZM20 80H22V79H20ZM27 80V79H26ZM29 80V79H28ZM35 80V82H36V79H34ZM45 80V79H44ZM44 80H43V82H44ZM47 80H48V78H47ZM71 80V79H70ZM86 80V79H85ZM87 80H89V79H87ZM90 80H93V78L92 79H90ZM102 80H104V79H102ZM113 80V81H114ZM125 80V79H124ZM148 80V79H147ZM151 80V79H150ZM211 80V79H210ZM210 80H208V81H210ZM213 80V79H212ZM216 80V81H217ZM231 80V79H230ZM229 80V81H230ZM234 80H235V78H234ZM256 80V79H255ZM258 80V79H257ZM30 81V80H29ZM40 81V80H39ZM80 81V80H79ZM78 81V82H79ZM83 81V80H82ZM81 81V82H82ZM95 81H97V80H95ZM126 81V80H125ZM129 81V80H128ZM137 81V80H136ZM149 81V80H148ZM201 81V80H200ZM199 81V82H200ZM204 81V80H203ZM228 81V80H227ZM228 81V82H229ZM236 82H238V81H240V80H235ZM242 81H244V80H242ZM259 81V80H258ZM6 82H7V80H6ZM13 82H14V80H13ZM12 82V83H13ZM17 82V81H16ZM19 82V81H18ZM20 82H22V81H20ZM24 82H26L25 80H24ZM31 82V81H30ZM34 82V83H35ZM41 82V81H40ZM45 82H46V80H45ZM69 82H71V81H69ZM73 82V81H72ZM76 82V81H75ZM74 82V83H75ZM139 82V81H138ZM137 82V83H138ZM146 82V81H145ZM150 82V81H149ZM173 83H174V81H172ZM197 82V81H196ZM206 82V81H205ZM211 82V81H210ZM209 82V83H210ZM222 82H223V80H222ZM27 83V82H26ZM33 83V84H34ZM39 83V82H38ZM64 83H62L61 85H63ZM73 83V86L75 87L74 88V90L76 89V86H75V84ZM89 83V82H88ZM87 83V84H88ZM93 83H94V81H93ZM98 83V82H97ZM96 83V84H97ZM111 83V81L106 85V86H108L109 84ZM112 83H114V82H112ZM136 83V84H137ZM142 83V82H141ZM156 83V82H155ZM178 83V82H177ZM181 83V82H180ZM184 83V82H183ZM208 82H207V84H209ZM214 83V82H213ZM227 83V82H226ZM231 83H232V80H231ZM241 83V82H240ZM244 82H242L241 84H243ZM256 83H257V81H256ZM8 84H9V82H8ZM14 84V83H13ZM12 84V85H13ZM21 84V83H20ZM23 84V83H22ZM32 84V83H31ZM36 84V83H35ZM35 84H34V86H35ZM46 84V83H45ZM53 84H51L52 86H53ZM70 84V83H69ZM78 84V83H77ZM76 84V85H77ZM90 84V83H89ZM135 84V83H134ZM150 84V83H149ZM196 84H198V83H196ZM202 85H203V82L201 83ZM223 84H225V83H223ZM4 85V84H3ZM2 85V86H3ZM5 85H7V84H5ZM25 85H27V84H25ZM40 86H42L41 85V83L39 84ZM44 85V84H43ZM71 85L72 84H70V90H71ZM81 86H82V84H80ZM84 85H86V84H84ZM131 85V84H130ZM133 85V84H132ZM157 85V84H156ZM181 85V84H180ZM206 85V84H205ZM231 85V84H230ZM237 85V84H236ZM10 86V85H9ZM27 86H29V85H27ZM78 86H79V84H78ZM90 86V85H89ZM93 86V85H92ZM97 86V85H96ZM99 86H100V84H99ZM99 86H97V88L99 87ZM102 86H104L103 84H102ZM110 86V85H109ZM113 86V85H112ZM111 86V87H112ZM115 86V85H114ZM117 86V85H116ZM119 86V85H118ZM126 86V85H125ZM151 86H153L152 84H151ZM161 86V85H160ZM171 87L173 86V84L172 85H170ZM204 86V85H203ZM214 86V85H213ZM221 86V85H220ZM4 87V86H3ZM18 87H20V86H18ZM22 87H24V86H22ZM26 87V86H25ZM24 87V88H25ZM33 87V86H32ZM47 87V86H46ZM51 87V86H50ZM54 87V86H53ZM85 87V86H84ZM88 87V86H87ZM94 87V86H93ZM135 87H137V86H135ZM139 87V86H138ZM201 87V86H200ZM207 87V86H206ZM205 87V88H206ZM218 87V86H217ZM222 87V86H221ZM224 88L226 87V86H223ZM0 88H1V86H0ZM13 87L11 86V89H12ZM15 88V87H14ZM27 88V87H26ZM55 88V87H54ZM60 88V87H59ZM95 88V87H94ZM110 88V87H109ZM119 88H121V87H119ZM147 88V87H146ZM151 88V87H150ZM157 88H159V86H156V89ZM173 88V87H172ZM212 88V87H211ZM235 88V87H234ZM233 88V89H234ZM261 88V87H260ZM7 89V88H6ZM15 89H17V88H15ZM22 89V88H21ZM20 89V90H21ZM36 89V88H35ZM35 89L33 90V91H35ZM43 89V88H42ZM50 89H52V88H50ZM56 89H57V87H56ZM65 89V88H64ZM68 89V90H69ZM82 89H84V88H82ZM87 89V88H86ZM100 89V88H99ZM99 89H98V91H99ZM103 89H104V87H103ZM102 89V90H103ZM114 89V88H113ZM112 89V90H113ZM132 89H134V90H136V88H132ZM140 89H142V88H140ZM181 90H182V87L180 88ZM184 89V88H183ZM216 89V88H215ZM221 89V88H220ZM38 90V89H37ZM44 90H46V89H44ZM78 90V89H77ZM95 90V89H94ZM97 90V89H96ZM128 90V89H127ZM155 90V89H154ZM168 90V89H167ZM175 90V89H174ZM185 90V89H184ZM189 90V89H188ZM209 90V89H208ZM232 90V89H231ZM2 91V90H1ZM0 91V92H1ZM23 91H26V90H23ZM42 91V90H41ZM63 91V93H64V95H65V91L64 90H62ZM84 91V90H83ZM101 91V90H100ZM137 91H138V88H137ZM147 92H148V90H146ZM165 91V90H164ZM168 91H170V90H168ZM176 91V90H175ZM174 91V92H175ZM180 91V90H179ZM178 91V92H179ZM186 91V90H185ZM184 91V92H185ZM219 91V90H218ZM218 91H216V92H218ZM221 91V90H220ZM225 91V90H224ZM223 91V92H224ZM35 92H38L39 93V91H35ZM45 92V91H44ZM53 92H55V91H53ZM75 92V91H74ZM73 92V93H74ZM79 92V91H78ZM96 92V91H95ZM105 92V91H104ZM119 92H121V91H119ZM140 92V91H139ZM153 92V91H152ZM156 92V91H155ZM158 92V91H157ZM172 92V91H171ZM187 92V91H186ZM194 92V91H193ZM202 92H204V91H202ZM209 92V91H208ZM214 92V91H213ZM29 93V92H28ZM31 93V92H30ZM34 93V92H33ZM48 93H50L49 91H48ZM60 93H62V92H60ZM66 93H68V92H66ZM90 93V92H89ZM108 94H109V96H110V93L109 92H107ZM116 93V92H115ZM114 93V94H115ZM170 93V92H169ZM220 93V92H219ZM235 93V92H234ZM19 94H21V92L19 93ZM32 94V93H31ZM47 94V93H46ZM45 94V95H46ZM55 95L57 94V93H54ZM53 94V95H54ZM69 94H70V92H69ZM83 94V93H82ZM144 94V93H143ZM147 94V93H146ZM155 94V93H154ZM202 94V93H201ZM216 94V93H215ZM223 94V93H222ZM231 94H232V92H231ZM239 94V93H238ZM22 95V94H21ZM34 95V94H33ZM39 95V94H38ZM38 95H35V96H37L38 97ZM42 95H44V94H42ZM71 95H72V93H71ZM75 95V94H74ZM81 95V94H80ZM112 95V94H111ZM156 95V94H155ZM175 95V94H174ZM214 95V94H213ZM219 95H221V94H219ZM225 95V94H224ZM227 95V94H226ZM230 95V94H229ZM232 95H234V94H232ZM25 96V95H24ZM41 96V95H40ZM39 96V97H40ZM47 96V95H46ZM46 96H44L45 97V100H43V102L44 101H46ZM52 96V95H51ZM60 96V95H59ZM96 96H97V93H96ZM102 96H104V95H102ZM115 96V95H114ZM130 96V95H129ZM139 96V95H138ZM144 96V95H143ZM146 96V95H145ZM171 96V95H170ZM202 96H205V95H202ZM218 96V95H217ZM1 97V96H0ZM3 97H4V95H3ZM7 97V96H6ZM5 97V98H6ZM26 97V96H25ZM33 97V96H32ZM38 97V98H39ZM58 97V96H57ZM57 97H55L56 99H57ZM123 97V96H122ZM142 97V96H141ZM189 97V96H188ZM191 97H192V95H191ZM194 97V96H193ZM199 97V96H198ZM219 97V99H220V96H218ZM217 97V98H218ZM246 97V96H245ZM19 98V97H18ZM27 98V97H26ZM34 98H36V97H34ZM41 98V97H40ZM50 98V97H49ZM107 98V97H106ZM109 98H111V97H109ZM115 98H118V96H116ZM125 98V97H124ZM145 98V97H144ZM149 98V97H148ZM160 98V97H159ZM190 98V97H189ZM204 98H206V97H204ZM216 98V99H217ZM224 98V97H223ZM241 98V97H240ZM7 99H8V97H7ZM22 99V98H21ZM53 99V98H52ZM51 99V100H52ZM59 99V98H58ZM89 99V98H88ZM114 99V98H113ZM122 99V98H121ZM136 99V98H135ZM141 99V98H140ZM191 99V98H190ZM244 99V98H243ZM1 100V99H0ZM4 100H6V99H4ZM12 100H14L13 99V97H12ZM20 100V99H19ZM23 100V99H22ZM25 100H27L28 101V99H25ZM35 100V99H34ZM49 100V99H48ZM54 100V99H53ZM139 100V99H138ZM195 100V99H194ZM197 100V99H196ZM203 100V99H202ZM248 100V99H247ZM2 102H4L3 100H1ZM65 101V100H64ZM108 101V100H107ZM117 101H118V99H117ZM128 101V100H127ZM129 101H131V100H129ZM143 101V100H142ZM185 101H187V100H185ZM192 101V100H191ZM191 101H189L190 103H191ZM200 101V100H199ZM214 101H215V99H214ZM222 101V100H221ZM226 101V100H225ZM233 101V100H232ZM36 103H37V100L35 101ZM40 103H41V100L39 101ZM60 102V101H59ZM71 102V101H70ZM90 102V101H89ZM132 102V101H131ZM179 102V101H178ZM182 102V101H181ZM197 102V101H196ZM204 102H205V99H204ZM211 102H212V100H211ZM210 102V103H211ZM218 102V101H217ZM237 102H239V101H237ZM247 102V101H246ZM12 103V102H11ZM10 103V104H11ZM15 103V102H14ZM35 103V104H36ZM53 103V102H52ZM55 103H56V101H55ZM54 103V104H55ZM57 103H58V101H57ZM67 103V102H66ZM81 103V102H80ZM101 103V102H100ZM112 103V102H111ZM116 103V102H115ZM114 103V104H115ZM119 103V102H118ZM129 103V102H128ZM152 103V102H151ZM156 103V102H155ZM222 103V102H221ZM224 103V102H223ZM222 103V104H223ZM234 103H236V101L234 100ZM244 103V102H243ZM248 103V102H247ZM0 104H2V103H0ZM22 104V103H21ZM33 104V103H32ZM38 104V103H37ZM36 104V105H37ZM46 104H48V102L46 103ZM61 105L63 104L62 103V101H61V103H60ZM75 104H77V103H75ZM110 104V103H109ZM109 104H108V106L107 107H109ZM139 104H142V103H139ZM138 104V105H139ZM145 104V103H144ZM163 104V103H162ZM184 104V103H183ZM198 104H200V103H198ZM219 104V103H218ZM3 105V104H2ZM6 105V104H5ZM8 105V104H7ZM52 105V104H51ZM61 105H59L60 107H61ZM101 105H102V103H101ZM138 105H135V106H138ZM143 105V104H142ZM148 105V104H147ZM155 105H157V103L155 104ZM178 105V104H177ZM193 105V104H192ZM201 105V104H200ZM210 105V104H209ZM213 105V104H212ZM234 105V104H233ZM236 105H237V103H236ZM40 106V105H39ZM43 106V105H42ZM53 106V105H52ZM57 106H58V104H57ZM56 106V107H57ZM77 106V105H76ZM105 106V107H106ZM110 106H111V104H110ZM112 106H114L113 104H112ZM130 106V105H129ZM134 106V107H135ZM159 106V105H158ZM157 106V107H158ZM186 106V105H185ZM226 106V105H225ZM224 106V107H225ZM244 106V105H243ZM1 107V106H0ZM8 107V106H7ZM12 107H14V106H12ZM26 107V106H25ZM28 107V106H27ZM100 107V106H99ZM104 106H102L101 108H103ZM115 107H117V106H114L112 109H111V111H115ZM123 107V106H122ZM131 107V106H130ZM140 107V106H139ZM148 107H149V105H148ZM160 107V106H159ZM161 107H162V105H161ZM188 107H190V105L188 106ZM193 107H195V109H197L196 108V106H193ZM216 107V106H215ZM220 107V106H219ZM218 106H217V108H219ZM239 107H240V104H239ZM247 107V106H246ZM5 108V107H4ZM11 108V107H10ZM16 108H18V107H16ZM40 108V107H39ZM58 108V107H57ZM62 108V107H61ZM118 108V107H117ZM126 108V107H125ZM133 108V107H132ZM143 108V107H142ZM164 108V107H163ZM175 108V107H174ZM173 108V109H174ZM213 108V107H212ZM231 108V107H230ZM245 108V107H244ZM2 109V108H1ZM14 108H12V112H14V111H16V110H13ZM25 109V108H24ZM32 109V108H31ZM42 109V108H41ZM48 109H50V106H49V108ZM95 109V108H94ZM127 109H129L128 107H127ZM139 109V108H138ZM153 110L155 109V108H152ZM158 108H156L155 109V111L157 110ZM165 109H166V107H165ZM177 109H178V107H177ZM183 109V108H182ZM209 109V108H208ZM211 109V108H210ZM220 109H221V107H220ZM219 109V110H220ZM234 109V108H233ZM237 109V108H236ZM250 109H251V107H250ZM42 110H44V108L42 109ZM51 110H52V108H51ZM50 110V111H51ZM57 110V109H56ZM83 110V109H82ZM86 110V109H85ZM103 110V109H102ZM135 110V109H134ZM141 110V109H140ZM143 110V109H142ZM148 110V109H147ZM150 110V109H149ZM153 110H150V111H152L153 112ZM207 110V109H206ZM214 110V109H213ZM245 110V109H244ZM244 110H241V111H244ZM247 110V109H246ZM1 111H5V110H1ZM0 111V112H1ZM34 111V110H33ZM60 111V110H59ZM66 111V110H65ZM89 111V110H88ZM96 111V110H95ZM100 111H101V109H100ZM100 111H98L99 112V116H101V114H103L104 115V113H100ZM105 111V109L102 111V112H104ZM113 111V112H114ZM118 111V110H117ZM119 111H120V107H119ZM130 111V110H129ZM149 111V112H150ZM154 111V112H155ZM161 111V110H160ZM172 111H174V110H171V112ZM189 111H191L190 109H189ZM188 111V112H189ZM192 111H194V110H192ZM191 111V112H192ZM217 111H218V109H217ZM226 111H228V110H226ZM248 111V110H247ZM246 111V112H247ZM11 112V113H12ZM97 112V111H96ZM97 112V113H98ZM106 112V111H105ZM107 112H108V109H107ZM109 112H110V109H109ZM122 112V111H121ZM131 113H133V110L132 111H130ZM129 112V113H130ZM140 112V111H139ZM138 112V113H139ZM162 112H164V110L162 111ZM170 112V111H169ZM170 112V113H171ZM175 112V111H174ZM177 112V111H176ZM175 112V113H176ZM180 112V111H179ZM185 112H187V110H185ZM188 112L186 113V114H188ZM199 112V111H198ZM200 112H204V111H200ZM212 113L214 112V111H211ZM224 112V111H223ZM8 113V112H7ZM18 113V112H17ZM28 113V112H27ZM50 113V112H49ZM53 113V112H52ZM56 113V112H55ZM73 113V112H72ZM88 113V112H87ZM97 113H96V116H97ZM112 113V112H111ZM111 113H109L110 115H111ZM115 113V112H114ZM114 113H113V115H114ZM129 113H127V114H129ZM129 114V115H127V116H130V115H132V114ZM157 115H158V113H157V111L155 112ZM190 113V112H189ZM209 113V112H208ZM215 113V112H214ZM218 114H219V111L217 112ZM9 114V113H8ZM24 114V113H23ZM42 114V113H41ZM89 114H91V113H89ZM88 114V115H89ZM94 114V113H93ZM116 114V113H115ZM117 114H118V112H117ZM116 114V115H117ZM140 114H142V113H140ZM144 114V113H143ZM196 114V113H195ZM203 113H201V115H202ZM207 114V113H206ZM205 114V115H206ZM231 114H233V113H231ZM238 114V113H237ZM2 115H4V113L3 114H1V117H2ZM10 115V114H9ZM20 115V114H19ZM55 115V114H54ZM58 115V114H57ZM64 115H65V113H64ZM92 115V114H91ZM102 115V116H103ZM108 115V114H107ZM112 115V116H113ZM121 114L119 113V115H118V117L119 118H121L122 116H120ZM123 116H124V112H123V114H122ZM146 115H147V112H146ZM149 115H151V114H149ZM163 116H164V114H162ZM173 115V114H172ZM175 115V114H174ZM173 115V116H174ZM189 115H191L192 116V113H190ZM189 115H187V116H189ZM194 115V114H193ZM198 115V114H197ZM209 115V114H208ZM207 115V116H208ZM5 116H6V113H5ZM8 116V115H7ZM11 116H15L14 115V113H13V115H11ZM18 116V115H17ZM31 116V115H30ZM83 116H85V115H83ZM83 116L81 117V118H83ZM90 116V115H89ZM89 116H88V119H89ZM138 116H140V115H138ZM148 116V115H147ZM153 116V115H152ZM151 116V117H152ZM159 116H160V114H159ZM177 116V115H176ZM183 116H185V115H183ZM186 116V118L188 119V117ZM224 116V115H223ZM239 116V115H238ZM9 117V116H8ZM7 117V118H8ZM25 117V116H24ZM57 117V116H56ZM68 117V116H67ZM79 117V116H78ZM78 117H76V119L78 120ZM92 117H94V116H92ZM106 117V116H105ZM109 118L111 117V116H108ZM108 117H106V118H108ZM115 116H113V117H111V119L112 118H114ZM153 117H155V116H153ZM166 117V116H165ZM168 117V116H167ZM172 117V116H171ZM171 117H170V119H171ZM179 116H177V118H178ZM201 117V116H200ZM214 117H215V115H214ZM236 117V116H235ZM4 118V117H3ZM28 118H30V117H28ZM32 118V117H31ZM35 118V117H34ZM75 118V117H74ZM86 118V117H85ZM84 118V119H85ZM97 118V117H96ZM95 118V119H96ZM102 118V117H101ZM106 118H104V119H106ZM142 118H144V117H142ZM147 118V117H146ZM176 118V119H177ZM190 118V117H189ZM193 118V117H192ZM217 118V117H216ZM5 119V118H4ZM3 119V120H4ZM37 119V118H36ZM39 119V118H38ZM61 119V118H60ZM94 119V118H93ZM93 119H91V120H93ZM94 119V120H95ZM100 119V118H99ZM103 119V118H102ZM101 119V120H102ZM115 119V121L116 120H118L117 119V117L116 118H114ZM113 119V120H114ZM130 119V118H129ZM137 119V118H136ZM150 119V118H149ZM158 119H159V117H158ZM157 119V120H158ZM161 119V118H160ZM163 119V118H162ZM161 119V120H162ZM187 119H183V121L184 120H186L187 121ZM200 120H201V118H199ZM221 119V118H220ZM222 119H223V117H222ZM235 119H237V118H235ZM244 119V118H243ZM27 120V119H26ZM25 120V121H26ZM47 120V119H46ZM52 120V119H51ZM57 120V119H56ZM63 120V119H62ZM61 120V121H62ZM74 120V119H73ZM73 120H70V121H72L73 122ZM76 120V121H77ZM87 120V119H86ZM106 120H109V119H106ZM137 120H139V118L137 119ZM140 120H141V118H140ZM143 120H145V119H143ZM142 120V121H143ZM156 120V121H157ZM168 120V119H167ZM179 120V119H178ZM191 120H193V119H191ZM200 120H199V123H200ZM230 120H231V118H230ZM229 120V121H230ZM234 120V119H233ZM14 121V120H13ZM36 121V120H35ZM43 121V119L41 120V122ZM55 121V120H54ZM60 121V122H61ZM70 121H64V122H69V123H71ZM81 121V120H80ZM103 121V120H102ZM110 121V120H109ZM108 121V122H109ZM148 121V120H147ZM155 121V120H154ZM194 121V120H193ZM198 121V120H197ZM202 121V120H201ZM23 122V121H22ZM27 122H28V120H27ZM26 122V123H27ZM31 122V121H30ZM30 122H28V124L30 123ZM57 122H58V120H57ZM84 123H85V120L83 121ZM90 122V121H89ZM89 122H87V125H89L90 123ZM93 122V121H92ZM101 122V121H100ZM108 122H106L107 124H108ZM137 122V121H136ZM135 122V120H134V123H136ZM152 122V121H151ZM159 122V121H158ZM162 122V121H161ZM170 122H171V120H170ZM204 122V121H203ZM218 122V121H217ZM223 121H221V123H222ZM32 123V122H31ZM30 123V124H31ZM53 122H51L50 121V124H52ZM67 123H65V126L67 125ZM76 123V122H75ZM80 122H78V124H79ZM93 123H95V122H93ZM96 123H98V120H97V122ZM102 123V122H101ZM112 123V122H111ZM134 123H132V124H134ZM139 123H142V122H139ZM138 123V124H139ZM148 123V122H147ZM166 123H167V121H166ZM165 123V124H166ZM183 123H185V122H183ZM187 123H188V121H187ZM190 123V122H189ZM189 123H188V126H189ZM231 123V122H230ZM15 124V123H14ZM24 124V123H23ZM36 125H37V123H35ZM35 124H33L34 126H35ZM42 124H45V122L44 123H42ZM47 124H48V121H47ZM59 124V123H58ZM103 124V123H102ZM102 124H100V123H98V125L97 126H100V125H102ZM105 124V123H104ZM115 123H113V125L112 126H115L114 125ZM131 124V125H132ZM143 124L145 125V123L143 122ZM159 124H160V122H159ZM178 124H179V121H178ZM180 124H181V122H180ZM179 124V125H180ZM186 124V123H185ZM227 124V123H226ZM233 124V123H232ZM3 125V124H2ZM16 125V124H15ZM26 125V124H25ZM55 125V124H54ZM50 126V127H46V125H44L45 126V128L44 127H40L39 125V128H34L33 129V127H31L32 128V130H30V127H29V129L28 130H30V131H27V132H22L21 134H18V135H15L14 136V133H12L13 131L12 130H9L8 128H6V127H4V128H2L1 126V128H0V180L2 179V177H6V178H8L11 182H14V177H20V176H18V175H23V174H25V173H27V174H35V172L38 170V169H41V168H46L47 166H48V164L49 163H56V162H63V163H65V164H72V163H75V162H77L78 161V159L80 158V157H82V154H86L87 155V149L88 148H94V147H92V146H101V143H103L104 142V138H105V136L102 134L104 131H101V129L99 130V129H97L98 127L97 126H92L91 124V128H90V130L89 131H84L83 129H85L84 127L82 128V132L81 131H78V129H76L75 127H71V126H73V124H70L71 126L70 127H67V128H61V127H57L58 125H56V126ZM79 125H81V123L79 124ZM86 125V127L89 129V126H87ZM96 125V124H95ZM150 125H151V123H150ZM164 125V124H163ZM169 125V124H168ZM167 125V126H168ZM195 125V124H194ZM200 125V124H199ZM235 125V124H234ZM4 126H5V124H4ZM14 126V125H13ZM17 126V125H16ZM60 126H62V123H60ZM63 126H64V124H63ZM64 126V127H65ZM83 126V125H82ZM110 126V125H109ZM109 126H107L108 128H111V127H109ZM125 126V125H124ZM123 126V127H124ZM130 126V125H129ZM133 126V125H132ZM138 126H140V125H138ZM141 126H142V124H141ZM141 126H140V128H141ZM152 126V125H151ZM161 126V125H160ZM175 126V125H174ZM173 126V127H174ZM222 126V125H221ZM27 127V126H26ZM36 127V126H35ZM101 127H104L103 125L101 126ZM100 127V128H101ZM106 127V128H107ZM134 127V126H133ZM132 127V128H133ZM146 127V126H145ZM173 127H172V129H173ZM182 127V126H181ZM180 127V128H181ZM203 127V126H202ZM206 127V126H205ZM234 127V126H233ZM240 127V126H239ZM9 128H11V127H9ZM77 128H79L78 126H77ZM105 127H104V129H106ZM126 128H127V126H126ZM137 128V127H136ZM136 128H135V130H136ZM149 128V127H148ZM164 128H165V126H164ZM171 127H169V129H170ZM187 128V127H186ZM196 128V127H195ZM200 128V127H199ZM223 128H226V127H224V123H223ZM17 129V128H16ZM15 129V130H16ZM22 129V128H21ZM81 129V128H80ZM113 129V128H112ZM117 129V128H116ZM143 129V128H142ZM150 129V128H149ZM152 129V128H151ZM156 129H158V128H156ZM160 129V128H159ZM163 129V128H162ZM174 129L175 130H177L175 127H174ZM197 129V128H196ZM195 129V130H196ZM228 129V128H227ZM235 129V128H234ZM19 130V129H18ZM106 130H108V129H106ZM106 130H105V132H106ZM122 130V129H121ZM125 130V129H124ZM127 130V129H126ZM148 130V129H147ZM189 130V129H188ZM191 131H192V129H190ZM189 130V131H190ZM203 130V129H202ZM229 130H230V128H229ZM112 131V130H111ZM130 131H132V133L134 132V134H135V131H133V129H131L130 128ZM129 131V135H130V132ZM137 131V130H136ZM139 131V130H138ZM137 131V132H138ZM164 131H165V129H164ZM177 131H179L180 132V130H177ZM184 131V130H183ZM118 132H119V130H118ZM118 132H116V133H118ZM125 132V131H124ZM147 132V131H146ZM159 132H162L163 133V130L162 131H160L159 130ZM166 132V131H165ZM178 132V133H179ZM200 132L202 133V131L200 130ZM199 132V133H200ZM205 132L206 131H203V133L205 134ZM229 132V131H228ZM232 132V131H231ZM115 133V132H114ZM113 133V134H114ZM115 133V134H116ZM149 133V132H148ZM147 133V134H148ZM151 133V132H150ZM172 133H173V131H172ZM177 133V132H176ZM175 133V134H176ZM181 133V137H182V131L180 132ZM207 133V132H206ZM17 134V133H16ZM106 134V133H105ZM109 134V133H108ZM128 134V133H127ZM133 134V135H134ZM141 134V133H140ZM159 134V133H158ZM192 134V133H191ZM195 134V135H194ZM193 135H194V137L197 135L196 133H194ZM231 134V133H230ZM121 135V134H120ZM119 135V136H120ZM146 135V134H145ZM144 135V136H145ZM168 135V134H167ZM166 135V136H167ZM174 135V134H173ZM179 135V134H178ZM198 135H200V134H198ZM203 135V134H202ZM201 135V136H202ZM237 135V134H236ZM112 135H110L109 137H107L106 136V138H107V140H108V138H110ZM141 137H142V135H140ZM149 136H150V134H149ZM153 136V135H152ZM184 136V135H183ZM186 136V135H185ZM200 136V139L201 138H203L204 136H202L201 137ZM137 137V136H136ZM162 137V136H161ZM160 137V138H161ZM165 137V136H164ZM179 137H180V135H179ZM187 137V136H186ZM198 137V136H197ZM89 138H92L91 139V141H89ZM143 138V137H142ZM147 137H145V139H146ZM188 138V137H187ZM122 139V138H121ZM126 139H127V137H126ZM151 139V138H150ZM159 138H157L156 140H158ZM175 139V138H174ZM181 139V138H180ZM188 139H190V138H188ZM193 139V138H192ZM197 139V138H196ZM112 140H113V137H112ZM112 140H110L111 142H112ZM128 140V139H127ZM152 140V142H153V139H151ZM165 140V139H164ZM167 140V139H166ZM184 140H186V138L184 139ZM198 140H199V138H198ZM114 141V140H113ZM124 141H125V139H124ZM124 141H122V142H124ZM133 141V140H132ZM131 141V142H132ZM146 141V140H145ZM147 141H148V138H147ZM160 141V140H159ZM168 141H170V140H167V142L166 143H168ZM173 141V140H172ZM186 141H188V140H186ZM186 141H184V143H186ZM194 142H195V140H193ZM120 143H121V141H119ZM201 142H205V140L204 141H201ZM130 143V142H129ZM133 143V142H132ZM141 143V142H140ZM153 143H155V142H153ZM160 143H162V141L160 142ZM159 143V144H160ZM172 143V142H171ZM178 143V142H177ZM104 144V143H103ZM102 144V147L104 148V149H106L105 147H104V145ZM125 144H126V142H125ZM125 144L123 143V146L125 147ZM142 144V143H141ZM164 144V143H163ZM162 144V145H163ZM180 144V143H179ZM191 144H194V143H192L191 142ZM135 145H136V143H135ZM134 145V146H135ZM143 145V144H142ZM149 145V144H148ZM170 145V144H169ZM182 145V144H181ZM117 146V145H116ZM119 146V145H118ZM122 146V145H121ZM121 146H120V150H121ZM133 146V147H134ZM139 146V145H138ZM154 145H152L151 146V148L153 147ZM165 146V145H164ZM175 146V145H174ZM183 146V145H182ZM182 146H180V147H182ZM146 147V146H145ZM161 147V146H160ZM166 147H167V145H166ZM170 147V146H169ZM101 148V147H100ZM102 148V149H103ZM123 148V147H122ZM126 148V147H125ZM128 148H130V147H128V145H127V149ZM149 148H150V145H149ZM178 148V147H177ZM98 148H96V150H97ZM115 149V148H114ZM113 149V150H114ZM118 149H119V147H118ZM117 149V150H118ZM124 149V148H123ZM145 150H146V148H144ZM155 149H156V147H155ZM158 149V148H157ZM161 149V148H160ZM159 149V150H160ZM172 150H173V148H171ZM174 149H175V147H174ZM93 150V149H92ZM108 150H109V148H108ZM110 150H111V148H110ZM119 150V151H120ZM125 150L126 149H124V152H125ZM139 150V149H138ZM164 150H166V149H164ZM168 150V149H167ZM98 151H99V149H98ZM112 151V150H111ZM119 151L117 152V153H119ZM122 151V150H121ZM144 151V150H143ZM170 151V150H169ZM105 152V151H104ZM123 151H122V153H124ZM139 152V151H138ZM145 152V151H144ZM154 153H155V151H153ZM153 152H151V154L153 153ZM159 152V151H158ZM158 152H156V153H158ZM98 153V152H97ZM103 153V152H102ZM106 153V152H105ZM133 153H134V151H133ZM140 153H142V152H140ZM149 153V152H148ZM92 154V153H91ZM142 154H144V153H142ZM171 154V153H170ZM169 154V155H170ZM179 154V153H178ZM177 154V155H178ZM106 155H107V153H106ZM112 155V154H111ZM123 155H127V154H123ZM159 155V154H158ZM162 155V154H161ZM160 155V156H161ZM173 155H176V154H173ZM99 156V155H98ZM102 156H103V154H102ZM119 156V155H118ZM129 156V155H128ZM148 157L150 156V155H147ZM96 157V156H95ZM114 158H115V156H113ZM119 157H122V156H119ZM124 157V156H123ZM127 157V156H126ZM130 157V156H129ZM136 157V156H135ZM159 157V156H158ZM163 157H164V155H163ZM162 157V158H163ZM166 157H167V155H166ZM171 157H172V155H171ZM170 157V158H171ZM174 157V156H173ZM104 158H105V156H104ZM150 158V157H149ZM152 158H153V156H152ZM156 158V157H155ZM161 158V157H160ZM177 158V157H176ZM224 158V157H223ZM84 159V158H83ZM93 159V158H92ZM109 159V158H108ZM124 159V158H123ZM128 159V158H127ZM137 159V157L135 158V160ZM139 159V158H138ZM178 159V158H177ZM228 159V158H227ZM99 160H100V158H99ZM102 160V159H101ZM104 160V159H103ZM111 160H112V158H111ZM114 160V159H113ZM134 160V161H135ZM143 160H145L144 158H143ZM149 160V159H148ZM152 160V159H151ZM158 160V159H157ZM156 160V161H157ZM163 160H165V159H163ZM167 160V159H166ZM168 160H169V158H168ZM172 160H173V158H172ZM175 160V159H174ZM180 160V159H179ZM106 161V160H105ZM115 161V160H114ZM125 162H128L127 160H126V158H125V160H124ZM132 161V160H131ZM161 161V160H160ZM177 161V160H176ZM176 161H174V162H176ZM85 162H86V160H85ZM94 162V161H93ZM108 162V161H107ZM170 162H172V161H170ZM179 161H177L176 163H178ZM92 163V162H91ZM90 163V164H91ZM98 163H99V161H98ZM110 163V162H109ZM112 163V162H111ZM118 163V162H117ZM138 162H136V164H137ZM140 163V162H139ZM144 163V162H143ZM146 164H147V162H145ZM144 163V164H145ZM154 163H155V161H154ZM176 163L174 164V163H172V164H174V165H176ZM94 164H97V162L96 163H94ZM134 164V163H133ZM141 164H142V161H141ZM141 164H139V165H141ZM160 164V163H159ZM167 164H170V163H167ZM98 165V164H97ZM115 165V164H114ZM121 165V164H120ZM135 165V164H134ZM66 166V165H65ZM108 166V165H107ZM118 166V165H117ZM116 166V167H117ZM126 166V165H125ZM130 166V165H129ZM129 166H127V167H129ZM132 166V165H131ZM144 166V165H143ZM176 166H178V165H176ZM93 167L94 166H92V169H93ZM100 167H101V165H100ZM113 167H115V166H113ZM124 167V166H123ZM134 167H137V166H134ZM150 167V166H149ZM156 167V166H155ZM81 168H83V167H81ZM88 168V167H87ZM106 168V167H105ZM105 168H103V169H105ZM107 168H109V167H107ZM112 168V167H111ZM145 168V167H144ZM151 168H153V167H151ZM159 168V167H158ZM158 168H155L156 170L158 169ZM91 169V168H90ZM97 169V168H96ZM95 169V170H96ZM113 169V168H112ZM132 169V168H131ZM134 169V168H133ZM138 169H139V167H138ZM137 169V170H138ZM145 169H147V168H145ZM149 169V168H148ZM165 169V168H164ZM167 169V168H166ZM165 169V170H166ZM179 169V168H178ZM64 170V169H63ZM85 170V169H84ZM109 170H111L110 168H109ZM119 170V169H118ZM142 170V169H141ZM162 170H163V168H162ZM86 171V170H85ZM89 171V170H88ZM93 171V170H92ZM91 171V172H92ZM99 172V170H96L95 171V173L96 172ZM103 171V170H102ZM101 171V172H102ZM105 171H106V169H105ZM104 171V172H105ZM116 171H117V169H116ZM148 171V170H147ZM168 171V170H167ZM166 171V172H167ZM170 171V170H169ZM168 171V172H169ZM82 172V171H81ZM90 172V173H91ZM111 172H113V171H111ZM139 172V171H138ZM166 172H165V174H166ZM94 173V172H93ZM114 173V172H113ZM116 173V172H115ZM212 173H213V171H212ZM61 174V173H60ZM60 174H59V176H60ZM75 174V173H74ZM106 174H108V173H106L105 172V175H104V177L106 176ZM111 174V173H110ZM164 174V173H163ZM93 175V174H92ZM91 175V176H92ZM95 175V174H94ZM115 175V174H114ZM176 175V174H175ZM182 175V174H181ZM48 176V175H47ZM52 176V175H51ZM79 176V175H78ZM88 176V175H87ZM86 176V177H87ZM99 176H101L100 175V173H99ZM98 176V177H99ZM151 176V175H150ZM174 176V175H173ZM177 176V175H176ZM70 177V176H69ZM103 177V178H104ZM108 177H109V175H108ZM108 177H105V178H107V180H109L110 178H108ZM111 177V176H110ZM113 177V176H112ZM175 177V176H174ZM182 177V176H181ZM5 178V179H6ZM81 178H82V176H81ZM84 178V177H83ZM82 178V179H83ZM93 179H94V177H92ZM102 178V177H101ZM102 178V179H103ZM178 178V177H177ZM180 178V177H179ZM5 179H3V180H5ZM34 179V178H33ZM58 179H61L60 177L58 178ZM68 179V178H67ZM85 179V178H84ZM88 179V178H87ZM87 179H85V180H87ZM89 179H91V178H89ZM96 179V178H95ZM172 179V178H171ZM105 181H106V179H104ZM155 180V179H154ZM178 180V179H177ZM179 180H181V178L179 179ZM179 180H178V182H179ZM64 181H66L67 182V180H64ZM63 181V182H64ZM173 181V180H172ZM6 182V181H5ZM10 182V183H11ZM62 182V181H61ZM62 182V183H63ZM78 182H80V181H78ZM88 182H89V180H88ZM96 182V181H95ZM108 182V181H107ZM151 182V181H150ZM178 182H176L177 184H180V183H178ZM183 182V181H182ZM181 182V183H182ZM7 183V182H6ZM5 183V184H6ZM20 183H22V182H20ZM24 183V182H23ZM29 183V182H28ZM96 183H98V181L96 182ZM101 183V182H100ZM172 183H174V182H172ZM2 181H0V205H2V207L4 208L5 206H7V205H9V203L11 202V201H13L14 200V195L15 194H12V189H11V185L10 184H7V185H5ZM12 184V183H11ZM14 184H16L15 182H14ZM35 184V183H34ZM48 184H49V182H48ZM58 184V183H57ZM67 184V183H66ZM72 184V183H71ZM76 184V183H75ZM81 184V183H80ZM84 185H85V183H83ZM88 184V183H87ZM86 184V185H87ZM17 185V184H16ZM68 185V184H67ZM79 185V184H78ZM78 185H76L77 187H79ZM89 186H90V184H88ZM87 185V186H88ZM95 185V184H94ZM174 185V184H173ZM45 186V185H44ZM59 186V185H58ZM66 186V185H65ZM64 186V187H65ZM75 186V187H76ZM88 186V187H89ZM13 187V186H12ZM49 187V186H48ZM86 186H84V187H81V188H85ZM92 187V186H91ZM31 188V187H30ZM67 188V187H66ZM73 188V187H72ZM87 188V187H86ZM90 188V187H89ZM145 188V187H144ZM151 188V187H150ZM70 190H71V187L69 188ZM68 189V190H69ZM76 189V188H75ZM83 189H81V191L83 190ZM93 189V188H92ZM103 189V188H102ZM153 189V188H152ZM69 190V191H70ZM141 190V189H140ZM63 191V190H62ZM61 191V193L63 194V192ZM67 191V190H66ZM68 191V192H69ZM74 191V190H73ZM80 191V190H79ZM144 191V190H143ZM71 192V191H70ZM35 193V192H34ZM51 193V192H50ZM67 193V192H66ZM65 193V194H66ZM73 194L74 193H76V192H72ZM78 193V192H77ZM171 193V192H170ZM64 194V195H65ZM174 194V193H173ZM34 195V194H33ZM70 195H71V193H70ZM69 195V196H70ZM75 195V194H74ZM74 195L72 196V198H74ZM86 195V194H85ZM84 195V196H85ZM175 195V194H174ZM35 196H36V194H35ZM60 196H62V195H60ZM67 196H68V194H67ZM182 196V195H181ZM28 197V196H27ZM38 197H40V195L38 196ZM50 197V196H49ZM53 197V196H52ZM55 197V196H54ZM58 197H59V195H58ZM64 197V196H63ZM71 197V196H70ZM82 197H83V194H82ZM81 197V198H82ZM86 197V196H85ZM174 197V196H173ZM60 198H62V197H60ZM66 198V197H65ZM72 198H70V199H72ZM172 198V197H171ZM50 199V198H49ZM75 199V198H74ZM38 200V199H37ZM58 200V199H57ZM66 201H67V199H65ZM76 200H77V198H76ZM33 201V200H32ZM39 201V200H38ZM44 201V200H43ZM46 201V200H45ZM47 201H49V200H47ZM61 201H62V199H61ZM65 201V202H66ZM83 201V200H82ZM18 202H21V201H18ZM56 202V201H55ZM12 203V202H11ZM25 203V202H24ZM24 203H22V204H24ZM29 204H31L30 202H28ZM58 204H59V202H57ZM28 204V205H29ZM43 204V203H42ZM44 204H45V202H44ZM43 204V205H44ZM65 204H67V203H65ZM72 204H74V203H72ZM38 205V204H37ZM42 205V206H43ZM57 205V204H56ZM64 206V205H63ZM107 206V205H106ZM15 207V206H14ZM18 207V206H17ZM19 207H20V204H19ZM18 207V208H19ZM24 207V206H23ZM40 207V206H39ZM39 207H37V208H39ZM53 207H54V205H53ZM61 206H59V208H60ZM93 207V206H92ZM91 207V208H92ZM13 208V207H12ZM22 208V207H21ZM29 208V207H28ZM33 207H31V209H32ZM48 208V207H47ZM55 208V207H54ZM62 208V207H61ZM17 209V208H16ZM53 209V208H52ZM57 209V208H56ZM102 209V208H101ZM5 210V209H4ZM18 210V209H17ZM49 210H51V209H49ZM48 210V211H49ZM52 211V210H51ZM17 212V211H16ZM15 212V213H16ZM12 213V212H11ZM13 213H14V211H13ZM43 213V212H42ZM87 213V212H86ZM93 213V212H92ZM31 215V214H30ZM165 215H166V213H165ZM17 216V215H16ZM31 216H33V215H31ZM41 216H43L42 214H41ZM87 216V215H86ZM4 217V216H3ZM22 217H25V216H22ZM30 217V216H29ZM91 217H93V216H91ZM90 217V218H91ZM5 218V217H4ZM7 218H8V216H7ZM36 218H38V217H36ZM72 218V217H71ZM86 218V217H85ZM89 218V219H90ZM167 218V217H166ZM3 219V218H2ZM1 219V220H2ZM18 219V218H17ZM91 219H93V218H91ZM23 220V219H22ZM35 220V219H34ZM76 220V219H75ZM74 220V221H75ZM78 221H79V219H77ZM83 220V219H82ZM6 221V220H5ZM10 221V220H9ZM14 221H15V219H14ZM32 221V220H31ZM36 221V220H35ZM84 221V220H83ZM82 221V222H83ZM86 221V220H85ZM170 221V220H169ZM168 221V222H169ZM28 222V221H27ZM20 223H21V221H20ZM79 223V222H78ZM86 223V222H85ZM165 223V222H164ZM167 223V222H166ZM165 223V224H166ZM90 224V223H89ZM88 224V225H89ZM8 225V224H7ZM12 225V224H11ZM17 226H18V224H16ZM19 225H21V224H19ZM26 225V224H25ZM83 225H84V223H83ZM91 225V224H90ZM49 226V225H48ZM51 226V225H50ZM161 226V225H160ZM165 226V225H164ZM200 226V225H199ZM8 227V226H7ZM76 227H78V224H77V226ZM81 227V226H80ZM167 227V226H166ZM203 227V226H202ZM232 227V226H231ZM249 227V226H248ZM12 228H13V225H12ZM82 228V227H81ZM84 228V227H83ZM90 228V227H89ZM163 228V227H162ZM161 228V229H162ZM80 229V228H79ZM86 229V228H85ZM249 229V228H248ZM248 229H246V230H248ZM262 229H263V227H262ZM90 230V229H89ZM88 230V231H89ZM93 230H95V228L93 229ZM93 230H92V232H93ZM258 230V229H257ZM87 231V232H88ZM115 231V230H114ZM260 231H262V230H260ZM264 231V230H263ZM79 232V231H78ZM90 232H91V230H90ZM246 232V231H245ZM255 232V231H254ZM81 233V232H80ZM83 233V232H82ZM199 233V232H198ZM262 233V232H261ZM87 234V233H86ZM89 234V233H88ZM116 234V233H115ZM128 234V233H127ZM134 234V233H133ZM226 234V233H225ZM83 235H85V234H83ZM113 235V234H112ZM117 235V234H116ZM116 235H115V239L117 238L116 237ZM2 236H3V234H2ZM87 236V235H86ZM92 236V235H91ZM49 237H50V235H49ZM110 237V236H109ZM122 237V236H121ZM121 237H120V239H121ZM128 237V236H127ZM127 237H126V239H127ZM207 237V236H206ZM1 238V237H0ZM84 238V237H83ZM107 238V237H106ZM123 238H124V235H123ZM133 238V237H132ZM131 238V239H132ZM82 239V238H81ZM108 239V238H107ZM112 239V238H111ZM114 239V238H113ZM208 239V238H207ZM247 239V238H246ZM79 240V239H78ZM99 240V239H98ZM117 240V239H116ZM211 239L209 238V240H207V241H210ZM8 241V240H7ZM83 241V240H82ZM102 241V240H101ZM104 241V240H103ZM102 241V242H103ZM124 240H122V242H123ZM4 242H5V240H4ZM3 242V243H4ZM9 242V241H8ZM80 242V241H79ZM85 242H87V241H85ZM109 242L110 241H108V245H109ZM119 242V241H118ZM142 242V241H141ZM210 242H212V241H210ZM209 242V243H210ZM7 243V242H6ZM100 243V242H99ZM106 243V242H105ZM120 243V242H119ZM129 243H130V241H129ZM83 244V243H82ZM102 244V243H101ZM113 244V243H112ZM117 242H116V246L115 247H117ZM121 244H123V243H121ZM127 244V243H126ZM133 244H134V242H133ZM136 244V243H135ZM134 244V245H135ZM211 244V243H210ZM26 245V244H25ZM84 245V244H83ZM88 245H89V242H88ZM103 245V244H102ZM101 245V246H102ZM106 244H104V246H105ZM137 245V244H136ZM7 246V245H6ZM26 246H28V245H26ZM100 246V245H99ZM103 246V247H104ZM114 245H112V247H113ZM119 246H121V245H119ZM126 246H128V244L126 245ZM131 246H132V243H131ZM137 246H140V245H137ZM141 246H142V243H141ZM107 247V246H106ZM110 248V250H112L113 249V251H114V247L113 248ZM123 247V246H122ZM133 247V246H132ZM98 248V247H97ZM101 248V247H100ZM100 248H99V250H100ZM108 248V247H107ZM119 248H121V247H119ZM129 248V247H128ZM134 248V247H133ZM132 248V249H133ZM148 248H149V246H148ZM158 248V247H157ZM218 248V247H217ZM8 249H9V247H8ZM88 249V248H87ZM91 249V248H90ZM116 249V248H115ZM132 249H129L130 251H132ZM135 249V248H134ZM136 249H138V248H136ZM140 249H141V247H140ZM221 249V248H220ZM104 250V249H103ZM128 250V249H127ZM142 250V249H141ZM151 250H155V249H151ZM216 250V249H215ZM224 250V249H223ZM27 251V250H26ZM98 251V250H97ZM108 251V250H107ZM119 251H121V249L119 250ZM162 251V250H161ZM161 251L159 252V255H160V253H161ZM87 252H88V250H87ZM101 252V251H100ZM103 252V255H104V252L105 251H102ZM114 252H117L116 250L114 251ZM151 252V251H150ZM31 253V252H30ZM85 253H86V251H85ZM91 252H89V254H90ZM98 253H99V251H98ZM106 253V252H105ZM111 253H113V252H111ZM132 253V252H131ZM136 253V252H135ZM143 253H144V251H143ZM87 254V253H86ZM92 254V253H91ZM129 254V253H128ZM133 254V253H132ZM142 254V253H141ZM162 254V253H161ZM166 254V253H165ZM21 255V254H20ZM88 255V254H87ZM101 255V254H100ZM111 255V254H110ZM120 255H121V253H120ZM131 255V254H130ZM144 255H145V253H144ZM154 255V254H153ZM264 255V254H263ZM89 256V255H88ZM119 256V255H118ZM132 256V255H131ZM161 257H163L162 255H160ZM257 256H260V255H257ZM124 257H125V254H124ZM141 257H144V256H141ZM160 257V258H161ZM264 257V256H263ZM262 257V258H263ZM209 258V257H208ZM163 259V258H162ZM210 259H212V258H210ZM9 260V259H8ZM16 260V259H15ZM165 260H167V259H165ZM164 260V261H165ZM2 261V260H1ZM0 261V262H1ZM257 261V260H256ZM15 262V261H14ZM18 262V261H17ZM16 262V263H17ZM125 262V261H124ZM210 262V261H209ZM260 262V261H259ZM4 263V262H3ZM208 263V262H207ZM213 263V262H212ZM122 264V263H121ZM127 264V263H126Z\"/></svg>", "mask_w": 264, "mask_h": 264}, {"label": "snow or ice", "instance_id": "snow-or-ice-1", "mask_svg": "<svg viewBox=\"0 0 264 264\" xmlns=\"http://www.w3.org/2000/svg\"><path fill=\"white\" fill-rule=\"evenodd\" d=\"M110 7H121L120 5H110ZM262 264H264V262H262Z\"/></svg>", "mask_w": 264, "mask_h": 264}]
</instances>
